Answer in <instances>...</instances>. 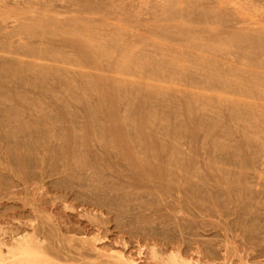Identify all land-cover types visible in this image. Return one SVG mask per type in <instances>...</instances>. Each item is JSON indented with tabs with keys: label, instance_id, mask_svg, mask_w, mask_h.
<instances>
[{
	"label": "bare ground",
	"instance_id": "1",
	"mask_svg": "<svg viewBox=\"0 0 264 264\" xmlns=\"http://www.w3.org/2000/svg\"><path fill=\"white\" fill-rule=\"evenodd\" d=\"M107 1H109V0H0V131H2L4 134V136L5 137H3L4 139H6L7 140V142H8V144H7V142L6 141H4V142H6L5 144H7V146L6 147H4L3 149L4 150H6V151H4L5 152V156H4V158H3V160H0L1 162L2 161H5L6 160V165H4L3 163H5V162H2L1 163V165L3 166V167H5L6 166V169L7 170H9V172L10 173H12V174H15L17 177H19V178H23V179H27L28 180V178L30 179V177L31 178H34V177H32L33 176V174L35 175L36 173H37V175H35V177L36 178H39V177H41V175H44V172H47L46 171V169H47V167L49 166V165H47L46 167H44V166H42L43 165V163H45L44 161H46L45 160V157L46 156H50V157H52L53 155H54V157L52 158V161H53V163H52V165H51V168H49L50 170H52V166H53V164H54V162L58 159V162H59V160L60 159H63L64 160V158H60V157H62V155L63 156H65V154L67 155L68 153H74V151H75V154H76V151L77 150H81V149H79V146H82L83 144L84 145H86L85 143H89V142H91V139H93V137H95V139H96V137L98 138H101V134L102 133H104V134H108V136L106 135V139H105V144L107 145V147H108V150L109 151H112V150H115L116 152H118V154H120L125 160H129V164L132 166V171L134 172V174H136V176H132V179H134V181L136 180L137 182V184H139V183H141V182H143V181H140V180H142V179H144V180H150V181H153V180H157V181H162V182H165V181H168L167 180V177H169V176H171L170 174L173 172L170 168H169V166H173V160H172V153H175V154H177L178 155V153L180 154V152L181 151H183L182 150V146L180 147V148H178V147H174V148H172L173 150H167L166 148H163L162 146L164 145L165 146V144H158L157 145V147L156 148H152V150H154V152L152 153V150L150 149V146H152V145H150L148 148L150 149V151H151V153H150V151H148V150H146V152L145 151H143V154H142V148H141V151H140V148L139 149H137V150H135V143L137 142L136 140L137 139H139V136H138V138L135 140V143L133 142V144L131 143V138H130V136L132 135V134H134V133H132V131H134L135 132V129H136V134H138V133H140L141 131H145L146 129V123L144 122V120L142 119V122L140 121L141 119H140V116L142 115V112H143V110H145L144 108H145V106H144V104L147 106V102L149 101L148 99H150L151 97H148L149 95H147L148 93L150 94V96H151V94L152 93H150V91L149 92H146V90L147 89H149V87L150 86H152V83L150 82V84H149V82H147V79H155L156 81L157 80H160V79H163L164 80V82H165V84H163V86L164 87H162V91H163V88L165 89V87H166V89L168 88L169 89V86L171 85V83L172 82H174L175 81V78H176V76L177 75H181L182 76V69H185V70H188V68L190 69V70H192V68L191 67H194V66H196V65H204V64H207V65H213L214 67H216L215 69H213L214 70V72L212 71L210 74L208 73V68L210 67H208L206 70L205 69H203V72H207V75H208V77L207 76H205V77H207V78H205L204 79V81H201L202 83H205L206 82V85H208L206 88L209 90H214V88H212V86H214L215 88H217L218 87V89L220 88V89H222V91L224 90V92L222 93V94H219L220 95V99L222 100L223 99V102H225V103H228V105H229V103H231V106L235 103V105H234V107L235 108H232L231 106H230V108H231V112H232V114L229 116V118L230 119H232V118H238L237 120H240V117H243V116H240V114L242 113V112H240V114H239V107H238V105L240 106L241 104L239 103L240 101H241V97L244 95V93L242 92L245 88V86H248L249 84H251V86H250V89H251V91L252 92H254V95L255 96H258L257 97V99H259V93H261L262 92V90L264 91V68H263V66H264V0H163V1H160V5H158V7H159V9H158V7H156L157 9H155V11L153 12V15H154V19L153 20H156V22L157 23H159L160 25H162V22H167L168 24H165V25H162V28H161V30H158V29H156V27H154V26H156V22H154V23H156V24H153L152 22V24L154 25L153 27H152V25H151V23H150V21L149 22H146V23H149L150 24V26L154 29L153 31H151L152 33L151 34H153L154 35V41H155V44H153L154 42L153 41H151V42H153L152 44L153 45H156L155 46V49L157 48L158 50V53H156L154 56H152L153 55V49H150V52L149 53H151L152 55L150 56V55H146V54H141L140 53V47H141V45L143 46V44L141 43V45L138 47V45L137 44H131L129 41H128V37L130 36H128V37H125V31H128L126 28L128 27L129 28V22H130V19L128 20V17H130L131 18V16L132 15H134V19L136 18V17H138V15H140L139 14V12H141V8H142V6L143 5H146L147 4V2H146V0H129V2L128 1H126V0H121V1H123V2H128V4H126V3H124L125 4V6H128L127 8H129L130 10H132L133 8H134V6H135V8H136V10L138 11V10H140L139 12H137V11H135V12H133L134 14H132L131 15V13H130V10L128 9L127 10V8H126V10L124 9V7L125 6H123V9H124V11H123V15L121 16V18H122V21H124V22H120V21H117L118 19H116V21L117 22H120V23H122L119 27H115L114 25H113V28H107L106 29V27H104L103 25L104 24H100V25H97L98 23L96 22L97 21V19L99 20V18L98 17H100L101 18V16H99L101 13H102V10L103 9H106V10H108V8H110V7H108V6H105L104 5V3H106L107 4ZM136 2V3H135ZM116 3H119V2H117V0H116ZM133 3H135V4H133ZM116 5V4H115ZM119 5H121V4H119ZM121 6V7H122ZM133 6V8L131 9V7ZM157 6V5H156ZM105 7V8H104ZM108 7V8H107ZM121 7H120V9H121ZM103 8V9H102ZM115 8V7H114ZM123 9H121V10H123ZM113 10V9H112ZM113 11H115V10H113ZM120 11V10H119ZM121 12V11H120ZM110 13V15L111 14H113V13H111V12H109ZM152 13V12H151ZM150 13V14H151ZM120 14H122V13H120ZM102 15V14H101ZM106 14H104V16H105ZM109 15V16H110ZM117 15H118V11H117ZM152 15V16H153ZM113 15H111L110 17H112ZM149 16H151V15H149ZM107 17H108V14H107ZM110 17H108V18H110ZM115 17V16H114ZM133 17V16H132ZM103 18V17H102ZM102 18H101V20H102ZM107 18V19H108ZM149 18V17H148ZM8 19H11V23H15L14 25L12 24L11 25V29H8V27L10 26L9 25V23H8ZM134 19H132L133 20V22L135 21ZM138 19V18H137ZM143 19V18H142ZM151 19H152V17H151ZM119 20H121V19H119ZM131 20V21H132ZM141 19H139V21H140ZM103 21V20H102ZM101 21V22H102ZM105 21H107V20H104V22ZM100 22V23H101ZM10 23V24H11ZM95 23V25H93ZM109 24V23H108ZM132 24V23H131ZM158 24V25H159ZM142 25V24H141ZM144 25V24H143ZM146 25V24H145ZM157 25V26H158ZM107 26V25H106ZM132 26V25H131ZM140 26V25H139ZM134 27V26H133ZM140 28V27H139ZM144 28V27H143ZM146 28H149V25L147 24V27ZM146 28L144 29V30H146ZM152 28L150 29L149 28V31L150 30H152ZM124 29H126V30H124ZM156 29V30H155ZM101 30L103 31V32H101ZM132 29H130V31H131ZM134 30V29H133ZM132 30V31H133ZM139 30H143L142 29V27H141V29H139ZM135 31V30H134ZM133 31V32H134ZM146 31H148V30H146ZM145 31V32H146ZM129 32V31H128ZM127 32V33H128ZM132 32V33H133ZM136 32V31H135ZM138 32V31H137ZM126 33V34H127ZM132 33H130V34H132ZM149 32H147V34H148ZM133 34H135V35H137V33H133ZM48 35H50V36H48ZM128 35V34H127ZM144 35V34H143ZM142 34H141V36H143ZM17 36V40H12V39H10V38H13V37H16ZM140 35L138 34V36L137 37H139ZM152 36V35H151ZM131 37V36H130ZM133 37V36H132ZM136 37V36H135ZM144 37H146V35H144L143 36V39H144ZM147 37H149V36H147ZM16 39V38H15ZM153 39V38H152ZM136 40H138L137 41V43L141 40V39H138V38H136ZM146 40V39H145ZM148 41L150 42V40L148 39ZM147 41V42H148ZM136 42V41H135ZM140 42H142V40L140 41ZM146 42V41H145ZM145 44V43H144ZM135 45H137V46H135ZM149 45L150 46H152L151 45V43L150 44H148V48H149ZM144 47V46H143ZM143 47L141 48V49H143ZM152 47H154V46H152ZM174 47H177L179 50H176L175 52H174V54H172L171 53V51L173 50H175L174 49ZM145 48H146V46H145ZM162 49V51H161V49ZM180 49H183L184 51H182V50H180ZM170 51V53L172 54V55H175V58H176V60H175V58L173 57V60H175L174 62H175V64H173L172 65V59H171V61H170V59H167V57L168 56H170V54H169V52H166V51ZM144 51V50H143ZM142 51V52H143ZM147 51V50H146ZM152 51V52H151ZM159 51H161V52H159ZM148 52V51H147ZM168 53V56L167 57H165V53ZM144 53H145V51H144ZM155 53V52H154ZM224 54H233V56H234V58H235V60H238V59H240V60H238V62H242V60L244 59H247L248 61H247V64H248V66H245V65H247V64H243L246 68H248L249 67V69L247 70L246 68L243 70V67H242V64H239L240 66H238V65H235L236 67H234V68H232L233 69V71L231 70V72H230V70H228L227 69V71H226V68L228 67H226V68H224V72H228L229 71V73H226V74H223L224 72H222L221 70L220 71H218V69L220 68V66H224L223 65V63H225V61H224V57H223V55ZM160 57H159V56ZM176 55H181V58H179L178 56H176ZM156 56H158L159 58H156ZM155 57V58H154ZM171 57V58H172ZM169 58V57H168ZM230 59V58H229ZM220 60H223L224 62H222V61H220ZM225 60H228V58L226 59V57H225ZM230 62V61H229ZM232 62V61H231ZM235 62V61H234ZM237 62V61H236ZM187 63H189L190 65H188ZM243 63V62H242ZM150 64H152V65H150ZM170 64H171V66L172 67H170ZM194 66H193V65ZM192 65V66H191ZM198 65V66H199ZM226 65H227V63H226ZM232 65H234V63L232 64ZM189 66V67H188ZM149 67V68H148ZM205 67H206V65H205ZM225 67V66H224ZM230 67V66H229ZM240 67H242V68H240ZM195 69H196V67H194ZM193 68V69H194ZM198 69H200V67H197ZM203 68V67H202ZM212 68V67H211ZM254 68H256V69H254ZM259 68H263V69H261V71H259L258 69ZM85 69H91V70H85ZM235 69V70H234ZM240 69V70H239ZM242 69V70H241ZM184 70V71H185ZM190 70H188L189 71V73H190V76H191V72H190ZM205 70V71H204ZM245 70H247V71H245ZM195 72H198L199 70H194ZM211 71V70H210ZM209 71V72H210ZM193 72V71H192ZM195 72H193L192 74H194L195 75ZM201 74H204V73H202V71H199ZM222 72V73H221ZM184 73V75H183V77H185V75H186V77L187 76H189V73L188 74H186L187 72H183ZM200 73H197V77L199 76L198 74H200ZM206 75V74H205ZM193 76V75H192ZM202 76V75H201ZM132 77H137V79L135 78H132ZM177 78H180V77H177ZM176 78V81H175V84L177 85V83L176 82H178L177 79ZM189 78H191V80L192 81H194V80H196V79H192V77H189ZM193 78H195V77H193ZM201 78V77H200ZM202 78H204V76H202ZM201 78V80H203ZM215 78H219V82H221V84L220 85H218L217 84V87H216V83H214L212 80H214ZM184 79V78H183ZM187 79V78H186ZM198 79V78H197ZM155 80H154V82H155ZM180 80H181V78H180ZM198 80H200V79H198ZM216 80V79H215ZM77 82V86H75L73 83L74 82ZM149 81V80H148ZM161 81V80H160ZM183 81H185V80H183ZM189 82H190V79L188 80ZM217 81V80H216ZM153 82V81H152ZM158 82V81H157ZM186 82H187V80H186ZM185 82V84H187ZM195 83H196V81H194ZM90 83H92L91 85H90ZM161 84H162V81L160 82ZM218 83V82H217ZM85 84H89V86H91V90L93 91V88H95L96 90H97V92H98V96H100V99H104L105 101H109V102H112L115 106L117 105V103H119V102H121V101H123V103H121V104H125V102H124V99H126V102L130 105V106H133V108H132V110H126V111H131V113H130V115L128 116L127 114V117L124 115L123 116V114L119 111V113L120 114H122V115H119L118 114V112H116L115 113V111H112V113L111 114H106V111H105V116H107V117H109V119H110V124L109 125H103V124H101L100 123V119L99 118H96L97 116H98V113H96V111L94 110L95 109V106H94V108L93 109H91V110H93V112H91V113H89V114H87L86 112L88 111V109L85 107V106H83V107H85L84 109L85 110H87L86 112H84V118H85V120L86 119H88V122H87V120L85 121L86 122V124L85 125H82V126H80V125H78L77 124V122L79 123V120H80V118H79V120L76 122V125H71L70 124V126H71V128H68L69 130H66L67 132V134L66 133H61V134H63L62 136H60L59 134H57V135H59V137L56 135L55 136V138L57 139L58 138V140L57 141H61V143H59V144H57V143H55L56 145L54 146V143L53 142H51L52 141V139L54 138L53 136L56 134V133H58V130L60 129H58V130H56L59 126L58 125H56V124H58V122L60 121V119H61V121H62V118H64V119H66L67 120V117L69 118V115L71 114V112H70V108H74V107H72L71 105H72V102H74V101H69L68 100V105H67V108L66 107H62V106H64L63 104H66V101H64V102H59L58 100L60 99L59 97H61L62 95L63 96H68L69 94L73 97L74 96V93H78V94H83V92L84 93H86L85 92V87H83ZM161 84H159V85H161ZM180 84H182V83H180ZM188 84H190V83H188ZM192 84H194V83H192ZM215 84V85H214ZM230 84V85H229ZM73 85H74V87H75V89H73L74 87H73ZM155 85H156V83H154V87H155ZM183 85V84H182ZM200 84H199V81H198V84H197V86H199ZM201 85H203V84H201ZM45 86V87H44ZM62 86H64V87H62ZM67 86L69 87V88H67ZM73 87L72 88V90L70 89V87ZM158 86V85H157ZM180 86V85H179ZM179 86H177L178 88H179ZM185 86V85H184ZM190 86V85H189ZM193 87H194V85H192ZM191 86V87H192ZM204 86V85H203ZM202 86V87H203ZM233 87V90L234 91H232V87ZM42 87V88H41ZM153 87V88H154ZM171 87V86H170ZM172 87H174V86H172ZM187 87V86H186ZM201 87V88H202ZM210 87V88H209ZM176 88V87H175ZM178 88L176 89V90H178ZM188 88V87H187ZM190 88V87H189ZM188 88V89H189ZM197 89H198V87H196ZM203 88H205V87H203ZM202 88V89H203ZM244 88V89H243ZM59 89V90H58ZM94 89V91H96ZM151 89V88H150ZM154 89H156V87L154 88ZM157 89H158V87H157ZM180 89V88H179ZM219 89V90H220ZM238 89V90H237ZM242 89V90H241ZM248 89V88H247ZM79 90V91H78ZM159 90V89H158ZM158 90H154L155 92H157ZM181 90V89H180ZM179 90V91H180ZM190 90H191V88H190ZM193 90V89H192ZM201 90V89H200ZM206 90V89H205ZM207 90V91H208ZM217 90V89H216ZM246 90V89H245ZM161 91V90H160ZM167 91H169V90H167ZM170 91H174V90H171L170 89ZM170 91L169 92H167L168 94H172V92L170 93ZM199 91V90H198ZM215 91V90H214ZM247 91V90H246ZM176 92V91H175ZM195 92H196V89H195ZM242 92V93H241ZM29 93H31L32 95H37L38 96V98L40 97H42V98H50L51 99V97L53 98V97H57L58 98V100H56V99H54L55 101H53V100H50L49 101V99H45V101H49L50 102V104H48V106L50 105V107H52V102H54L53 104H55V105H57V106H60V108H62V109H57V111L53 114L52 113V111L54 110V106L55 105H53V110H51V112L48 110L49 108H47V110L46 109H44V111L46 110L47 112H43V113H41V116H39V115H36L37 117L35 118H33L32 120H29V121H27L26 119V121L25 122H22V120H20L19 119V117L20 116H23V113H25V112H23V109H29L30 107L32 108V106L31 105H33V108L35 109V107L34 106H37V104H35L36 103V101H35V103L34 104H31L32 103V101H31V97H28L27 95L29 94ZM91 94H92V92H90ZM94 93V92H93ZM159 93V92H158ZM164 93V92H163ZM166 93V92H165ZM166 93V94H167ZM178 93H180V92H178ZM177 93V94H178ZM187 93V92H186ZM192 93V92H191ZM197 93V92H196ZM203 93H204V91H203ZM202 93V94H203ZM218 93H220L219 91H218ZM230 93H232V94H235L234 96H230ZM249 93H251V92H249ZM263 93V92H262ZM261 93V94H262ZM30 94V95H31ZM144 94L145 95H147V96H144ZM154 94V93H153ZM165 94V95H166ZM168 94H167V96H168ZM193 95H194V93H192ZM198 94H199V92H198ZM197 94V95H198ZM207 94V93H206ZM209 94H211V92L209 93ZM208 94V96L210 97V95ZM214 94V98L215 97H217V95L215 96V93H213ZM247 94V93H246ZM61 95V96H60ZM84 95H86L87 96V94H84ZM84 95L82 96V95H78V98L80 99V100H83V103H84V99H85V97H84ZM95 95V94H94ZM139 95H142V97L141 98H138L139 97ZM162 95H164V94H162ZM181 95V94H180ZM182 95H183V97H184V95L185 94H183V92H182ZM188 95V94H187ZM196 95V94H195ZM197 95H196V98H197V101H198V97H197ZM262 95H264V93L262 94ZM51 96V97H50ZM77 95H75L74 97H76ZM155 96V95H154ZM160 96V95H159ZM158 95L156 96V97H159ZM166 96V99H168L169 97H167ZM202 96V98H203V96H205V94H203V95H201ZM249 96V95H248ZM36 97V96H35ZM71 97V98H72ZM84 97V98H83ZM186 97V96H185ZM184 97V98H185ZM204 97V100H205V102L207 101V102H209V104H208V108L210 107H213V106H215V105H213V106H209V105H211L212 103H214L213 101H215V99H210V98H213V97ZM244 97H245V95H244ZM250 97H252V96H250ZM260 97H261V95H260ZM263 97V96H262ZM261 97V98H262ZM37 98V97H36ZM39 98V99H40ZM62 98V97H61ZM69 98H70V96H69ZM70 98V99H71ZM88 98H89V96H88ZM94 98V97H93ZM137 98L139 99L138 100V105H137V102H135L136 100H137ZM160 98V97H159ZM171 98H174V97H172L171 96ZM171 98H169L170 100H171ZM196 98H194L193 97V100H196ZM217 98H219V97H217ZM247 98V97H246ZM74 99H76V101H77V97L76 98H74ZM87 99V98H86ZM95 100H92V101H96V98H94ZM136 99V100H135ZM152 99H157V98H152ZM165 99V100H166ZM168 99V100H169ZM200 99H201V97H200ZM207 99V100H206ZM244 99V98H243ZM252 99V98H251ZM61 100H64V99H60V101ZM90 100V99H89ZM153 100V101H154ZM159 100V99H158ZM161 100V99H160ZM159 100V101H160ZM163 100V99H162ZM161 100V101H162ZM169 100V101H170ZM201 100H203V99H201ZM218 100V102L220 103L221 101L219 100V99H217ZM248 100V99H247ZM259 100H261V99H259ZM264 100V99H263ZM34 101V100H33ZM76 101H75V103H76ZM85 101H88V99L87 100H85ZM155 101H157V100H155ZM177 102L176 100H174V99H172V102ZM184 101H185V99H184ZM197 101H196V103H197ZM251 101H254V100H251ZM251 101L249 102V101H247L248 103L246 104V105H243L244 106V109L247 111V112H245L244 110V112H245V114H247L246 115V117L247 116H250V119L251 120H253V119H255V117L257 118V117H263L264 118V109H262V108H260V111L258 110V113H256L255 112V106H257L258 104H256V103H254V102H252L251 103ZM78 103H79V105L82 103H80L79 102V100L77 101ZM89 102V101H88ZM115 102V103H114ZM158 102V101H157ZM172 102H171V105H172ZM173 102V103H174ZM194 102V101H193ZM207 102H206V104L205 105H207ZM242 102V101H241ZM259 102V101H258ZM263 102V101H262ZM42 103V102H41ZM41 103H39L40 104V106H45V108L47 107V104H45V103H42L43 105H41ZM59 103H60V105H59ZM89 103H91V101L89 102ZM147 103V104H146ZM178 103V102H177ZM187 103V102H186ZM185 103V104H186ZM222 103V102H221ZM250 103V104H249ZM260 103V102H259ZM105 104H108L107 102H105ZM120 104V103H119ZM118 104V107L120 106L121 107V104L119 105ZM157 104V103H156ZM155 104V105H156ZM167 105V104H169L167 101L164 103V105ZM176 104V103H175ZM199 104H201L202 105V103L200 102ZM224 104V103H223ZM223 104H222V106H223ZM236 104H237V106H236ZM242 104H244V102L242 103ZM75 105H77V103L75 104ZM84 105H85V103H84ZM90 105V104H89ZM88 105V106H89ZM92 106L94 105V104H91ZM127 105V104H126ZM125 105V106H126ZM128 105V106H129ZM149 105V104H148ZM151 105V104H150ZM149 105V106H150ZM154 105V104H153ZM153 105H151V106H153ZM158 105H159V103H158ZM157 105V106H158ZM161 105H162V102H161ZM225 105V104H224ZM227 104H226V106H228ZM264 105V104H263ZM56 106V107H57ZM66 106V105H65ZM71 106V107H70ZM87 106V107H88ZM107 106V105H106ZM197 106V104H195V107ZM226 106H225V108H226ZM242 106V105H241ZM260 106H261V103H260ZM21 107H23V109L21 108ZM120 107H119V109H120ZM127 107V106H126ZM166 107V106H165ZM167 107H168V105H167ZM172 107H175V105L174 106H172ZM177 107V106H176ZM180 107V106H179ZM186 110H187V112H189V113H191V111H192V109L194 108V106H192V103L190 104H186ZM198 107V106H197ZM216 107V106H215ZM224 107V106H223ZM238 109H237V108ZM263 107V106H262ZM30 108V109H31ZM32 108V109H33ZM51 108V109H52ZM65 108H66V110L67 111H64L65 110ZM78 108V107H77ZM81 107L79 106V109H80ZM89 108V107H88ZM116 108H117V106H116ZM123 108V107H122ZM130 108V107H129ZM148 107H146V109H147ZM150 108H152V107H150ZM150 108H149V110H150ZM154 108V110H151V111H156L155 110V107H153ZM152 108V109H153ZM160 108H163L164 109V107H160ZM201 108H203V105H202V107H200V111H201ZM214 108V107H213ZM264 108V107H263ZM27 109V110H28ZM29 109V110H30ZM31 109V110H32ZM69 109V110H68ZM76 109V108H75ZM89 109V110H90ZM103 109V108H102ZM126 109V108H125ZM140 109H143V110H140ZM173 109V108H172ZM171 109V110H172ZM207 108H205V111L207 112V110H206ZM241 109H242V107H241ZM240 109V110H241ZM257 109V108H256ZM261 109H262V111H261ZM77 110V109H76ZM149 110H145V112L147 111V112H149ZM165 110V109H164ZM217 110V109H216ZM33 111V110H32ZM34 111H37V110H34ZM49 111V112H48ZM69 111V112H68ZM71 111H73V110H71ZM122 111V110H121ZM125 111V113H127ZM133 111H134V113H133ZM160 111H161V109H160ZM159 111V112H160ZM166 111L168 112V109H166ZM199 111V112H200ZM204 111V109H203V111H201L204 115L206 114V112ZM212 111H214V109H212ZM226 111V110H225ZM74 112L75 111H73V115H80V114H78V113H76V114H74ZM80 112H81V110H80ZM144 112V113H145ZM162 112H163V110H162ZM162 112H160L161 114H162ZM175 112H176V110H175ZM174 112V113H175ZM178 112V111H177ZM176 112V113H177ZM199 112H198V115H199V118L202 116H200V114H199ZM200 112V113H201ZM210 112V111H209ZM208 112V113H209ZM216 112V111H215ZM217 112H220V110H217ZM222 112V111H221ZM220 112V113H221ZM230 112V113H231ZM28 113V112H27ZM31 114H32V112H30ZM35 113H37V112H35ZM82 113V112H81ZM85 113H86V115H85ZM124 113V112H123ZM133 113V114H132ZM157 113V112H156ZM156 113H154V114H156ZM166 113V112H165ZM169 113V112H168ZM173 113V112H172ZM175 113V114H176ZM178 113H181V111L180 112H178ZM189 113H188V115H189ZM201 113V114H202ZM212 113H214V112H212ZM225 112H223V114H224ZM226 113H228V110H227V112ZM67 114V115H66ZM72 114H71V116H72ZM128 114H129V112H128ZM132 114V115H131ZM147 113H145V115H146ZM151 114V113H150ZM149 113H148V116L150 115ZM153 114V113H152ZM152 114H151V116H152ZM216 114V119H217V117H218V119H219V116H217V113H215ZM229 114V113H228ZM28 115H30V114H28ZM35 115V114H34ZM89 115V116H88ZM165 114L163 113V115L162 116H164ZM182 115V114H181ZM203 115V116H204ZM210 115H212V114H210ZM220 115V114H219ZM226 115V114H225ZM26 116V115H25ZM32 116V115H31ZM77 116V117H78ZM101 117H102V115H100ZM117 117V119L119 118L120 119V122H121V124H117V120L114 118V117ZM135 116H137V117H135ZM147 116V117H148ZM155 116H157V115H155ZM155 116L153 115V117L155 118ZM166 116H168L169 117V115H167L166 114ZM166 116H164V117H166ZM179 116V115H178ZM177 116V117H178ZM190 116V115H189ZM202 116V117H203ZM209 115L207 114V116H206V119L205 120H208V117ZM213 116V118H215L214 116V114L212 115ZM221 116V115H220ZM75 117V116H74ZM74 117H71V118H69L68 120H70V122L72 121V123H73V120L74 119H76V118H74ZM99 117V116H98ZM150 117V116H149ZM198 116L196 115V118H197ZM205 117V116H204ZM203 117V118H204ZM210 117V116H209ZM223 117H224V115H223ZM245 116H244V118H243V121H241L242 123L241 124H243V122L245 121V124H243V125H245L246 126V128L245 129H243L242 128V125H240V121H238L239 123V126L243 129V131L244 130H246V131H244L245 133H244V135H246V137H247V135L249 136V134H253L254 133V135H256L257 137L259 136V135H257L259 132H263L264 131V121H261V122H258V121H256V122H253V121H251L250 119H249V117H248V119H246L245 120V118H246ZM27 118V117H26ZM74 118V119H73ZM105 118V117H104ZM132 118V119H131ZM152 118V117H151ZM150 118V119H151ZM153 118V121L154 120H156V119H154ZM160 118H161V116H160ZM181 117H179V119H180ZM199 118H198V120H199ZM202 118V119H203ZM221 118H222V116H221ZM221 118L219 119V120H221ZM229 118H227L228 119V121H229ZM101 119H103V118H101ZM127 119H129L130 120V122L132 123H128V121L126 122V120ZM139 119V120H138ZM162 119H163V117H162ZM161 119V120H162ZM182 119V118H181ZM217 119V120H218ZM223 119L224 118H222V120H221V122L223 121ZM242 119V118H241ZM261 119V118H260ZM57 121V123H56V121ZM59 120V121H58ZM149 120V119H148ZM174 120V119H173ZM178 120V119H177ZM183 120V119H182ZM181 120V121H182ZM191 120V119H190ZM205 120H203L204 122H205ZM255 120H257V119H255ZM254 120V121H255ZM55 121V122H54ZM139 121H140V123H139ZM152 120H150V122H151ZM170 121H172V120H170ZM180 121V122H181ZM201 121V118H200V120H199V122L197 121H195L196 122V126H199V124L201 123L200 122ZM203 121H202V123H203ZM209 121V120H208ZM208 121H206L207 122V126L205 127V129H207V132H209L210 133V131L215 127V123L214 124H211V125H209L208 124ZM211 121V120H210ZM215 121V120H214ZM228 121L226 120L225 122H227L226 124H227V128H228ZM233 121H236V120H233ZM231 122V121H229V122H231L230 123V125H233V123L234 122ZM251 121V122H250ZM69 122V123H70ZM74 122H75V120H74ZM119 122V121H118ZM159 122H161V121H159ZM166 122V121H165ZM164 121L162 122V123H165ZM175 124H177V126H175L176 128H178L179 130L182 128V126H181V128H179V124H181V123H183L184 122V120L181 122V123H176V121H173ZM177 122H179V121H177ZM206 122H205V124H206ZM216 122V121H215ZM20 123H22V124H25V125H20V126H18ZM56 123V124H55ZM127 123L128 124H130V126H132L133 125V128H134V130H131L130 131V129L129 130H127L126 129V126L125 125H127ZM153 123V122H152ZM152 123H150L152 126H153V128L151 129V130H153L154 129V123L152 124ZM162 123H160L161 125H162V127L164 128H166V125L167 124H170L169 122H167V124L165 125V126H163V124ZM211 123H213V120H212V122ZM254 123H258V125L260 126V130L259 131H254L253 132V130L255 129V130H257L256 129V127L255 126H253V127H255V128H253V130H252V128H251V130H250V127L248 128V126H249V124H252V125H254ZM60 124H62V122L60 123ZM65 124V123H64ZM81 124V123H80ZM173 124V123H172ZM175 124H173V125H175ZM217 124H220L219 122H217L216 123V125ZM225 124V125H226ZM236 124V123H235ZM237 124V125H238ZM36 125V126H35ZM172 125V126H173ZM184 125V124H183ZM194 125H195V123H194ZM224 125V126H225ZM252 125H250V126H252ZM257 125V124H256ZM62 126V125H61ZM87 126H90L92 129H87ZM98 126V127H97ZM160 126V125H159ZM158 126V127H159ZM168 126L170 127V125H167V133H165V134H168ZM171 126V127H172ZM234 126V125H233ZM158 127H157V129H158ZM162 127L160 126V128L158 129L159 131H160V129H161V131H160V138L159 139H164V138H162L161 137V132L163 131L162 130ZM200 127H202V125L200 124ZM204 127H202V128H204ZM225 127V128H226ZM232 127V126H231ZM235 127V126H234ZM129 128V127H128ZM186 127H184V129H185ZM224 128V129H225ZM225 129V130H222L223 132L224 131H227V130H230V129ZM235 128H238V127H235ZM62 129H63V126H62ZM156 129V130H157ZM173 129H174V126H173ZM177 129V130H178ZM183 129V128H182ZM187 129V128H186ZM204 129V130H205ZM221 129V128H220ZM157 130V131H158ZM175 130V129H174ZM178 130V131H179ZM198 130H199V128H198ZM203 129H200V132L202 131ZM215 130V129H214ZM217 130H219V128H217ZM235 130V129H234ZM239 131H240V129H238ZM57 131V132H56ZM62 131V130H61ZM77 131L79 132V131H82V134H77ZM164 131H165V129H164ZM176 131V130H175ZM175 131H173L172 133L174 134V133H176ZM181 131V130H180ZM179 131V132H180ZM185 131V130H184ZM237 131V130H236ZM235 131V132H236ZM238 131V133H240ZM60 132V131H59ZM146 132H148L149 133V131H147L146 130ZM176 133L177 134V136H176V134H175V138L176 137H178V135L180 136V134L181 135H183L182 133ZM182 132V131H181ZM221 132V131H220ZM220 132H218V133H220ZM231 132V135H232V131H230ZM76 133V134H75ZM81 133V132H80ZM155 133H159V132H155ZM184 133V132H183ZM226 133V132H225ZM227 135L226 136H231V135H229L230 133H229V131H227ZM131 134V135H130ZM162 134H163V132H162ZM172 134V135H173ZM195 134H197V133H195ZM202 133H200V134H198V136L199 135H201ZM204 134V133H203ZM202 134V135H203ZM221 134V133H220ZM220 134H218V136H216L217 138L218 137H224L225 136V134H222L223 136H220ZM241 134H242V130H241ZM241 134H239L240 136H242ZM260 134V133H259ZM130 135V136H129ZM150 135V134H149ZM205 135H206V133H205ZM210 135V134H209ZM212 135V134H211ZM254 135H251V136H253V137H251V136H249V137H247L248 139H250V142H252L251 141V138L254 140V139H256L257 137L256 136H254ZM165 136V135H164ZM196 136V135H195ZM224 137V138H226L227 139V137ZM234 136V135H233ZM131 137H133V135L131 136ZM135 137V136H134ZM133 137V138H134ZM137 137V136H136ZM135 137V138H136ZM148 137H151V136H148ZM158 137V136H157ZM170 137V136H169ZM180 137H182L181 138V141L183 140V136H180ZM190 137V136H189ZM203 137V136H202ZM209 136H207V137H205V138H208ZM251 137V138H250ZM256 137V138H255ZM2 138V139H3ZM27 138V139H26ZM73 138H74V141H73ZM78 138H80V139H78ZM97 139V140H100V139ZM134 138V139H135ZM166 138V137H165ZM174 138V137H173ZM173 138L171 139V137H170V139H171V141H176V140H173ZM188 138V137H187ZM205 138H204V140H205ZM230 138V141H233L234 140V138H232L233 140H231V137H229ZM260 138H262V141H264L263 139V137L261 136ZM43 140V142L45 143V144H42L41 143V141ZM89 139H90V141H89ZM158 139V140H159ZM186 139V138H185ZM185 139H184V142H185ZM199 139V141L202 139V138H198ZM214 139H215V137H214ZM236 139V138H235ZM258 140H260L259 138H257ZM256 139V140H257ZM1 140V139H0ZM157 140V141H158ZM162 140H161V142H162ZM167 140V139H166ZM179 140V139H178ZM187 140V139H186ZM203 140V141H204ZM245 140V139H244ZM256 140H254L253 142L254 143H256ZM139 141V140H138ZM156 141V140H155ZM168 141V140H167ZM199 141H197V142H199ZM208 141V140H207ZM206 141V142H207ZM216 141V140H215ZM220 141V140H219ZM237 141V140H236ZM236 141H234L235 143H236ZM246 141H248V140H246ZM262 141H260V143H261V145L262 146H264V142L262 143ZM176 142H179V141H176ZM183 142V141H182ZM183 142V143H184ZM195 142V141H194ZM196 142V143H197ZM206 142L205 143H201V144H206ZM222 142V141H221ZM220 142V143H221ZM223 142H226L225 140L223 141ZM222 142V143H223ZM228 142H229V140H228ZM227 142V143H228ZM249 142V141H248ZM249 142V143H250ZM0 143H2L1 141H0ZM97 143V142H96ZM96 143H94V144H96ZM183 143H179V144H183ZM186 143H188L187 141H186ZM185 143V144H186ZM217 143V142H216ZM227 143H225L224 145H225V148H223V149H225V151L228 153L229 151H227L229 148H230V146H229V148L228 149H226L227 148ZM230 143V142H229ZM238 143V142H237ZM73 144H74V146L75 147H77V148H75L74 146H73ZM98 144V143H97ZM140 144H141V142H140ZM151 144V143H150ZM173 144V143H172ZM172 144H170V146L172 145ZM194 144V143H193ZM198 144V143H197ZM214 144V143H213ZM227 144V145H226ZM239 144V143H238ZM243 144V143H242ZM246 144H247V142H246ZM253 143H251V145H252ZM259 144V142H257V147H256V150L257 149H259L257 152H258V154L261 152V150L260 149H264V147L263 148H260V147H262V146H260V145H258ZM83 145V146H84ZM91 145V144H90ZM142 145V144H141ZM166 145H167V143H166ZM174 145H175V143H174ZM184 145V144H183ZM200 145V144H199ZM216 145H218V147H220L219 146V143L218 144H216ZM231 145V144H230ZM235 145H237V144H233L232 143V146H235ZM240 145V144H239ZM253 145H255V144H253ZM9 146V147H8ZM54 148H53V147ZM56 146H58L57 148H55ZM144 146V145H143ZM177 146H179V145H177ZM202 146V145H201ZM208 146V145H207ZM206 145H205V147H207ZM211 146V145H210ZM231 146V148H232V151H233V147ZM246 147L247 146H249V147H247L249 150L251 149V146L250 145H245ZM95 147H99V146H95ZM147 147V146H146ZM152 147H154V146H152ZM165 147H167V146H165ZM204 147V148H205ZM214 147V146H213ZM217 146H216V149L218 148ZM221 147H222V144H221ZM219 148L220 150L219 151H221L222 150V148ZM237 147L238 146H236V147H234V148H236V149H234V151H236L237 150ZM83 148V147H82ZM88 148V147H87ZM91 148V147H90ZM97 148L95 149V150H93V151H95L96 152V150H97ZM137 148V147H136ZM171 148V147H170ZM187 148H189V147H187ZM199 148V147H198ZM203 147H202V149H204ZM230 148V149H231ZM241 148V147H240ZM247 148L246 149H244L245 150V153H244V156H242V154H240L238 151V155H239V157L241 156V159L239 158V157H237V158H239L242 162V164H246V167L247 166H250V165H252L253 163H255V160H254V162H252V158H254V157H256L255 155L257 154V152H255L253 149V151L252 150H250L251 152V158H250V156L249 155H247V153H249L248 151H247ZM77 149V150H76ZM93 149H94V147H93ZM102 149V148H101ZM100 149V150H101ZM104 149V148H103ZM111 149V150H110ZM179 149V150H178ZM213 149V148H212ZM238 149H239V147H238ZM242 149V148H241ZM83 150H85L84 148H83ZM80 151V152H77V154H81V153H83V152H86V151ZM88 150V149H87ZM99 150V149H98ZM181 150V151H180ZM188 150V149H187ZM192 150V149H191ZM201 150V148L200 149H198V151H196V153L198 152L199 153V151ZM205 150V149H204ZM243 150V149H242ZM90 151V150H89ZM103 151V150H102ZM135 151H140L141 152V154L140 155H137V156H135V154H137L138 152H136L135 153ZM165 151H166V153H165ZM169 151H170V155H169ZM174 151V152H173ZM189 151V150H188ZM203 151V150H202ZM224 151V150H223ZM223 151H221V152H218V156H219V154L221 153L222 154V152ZM247 151V152H246ZM139 152V153H140ZM193 152V151H192ZM204 152V151H203ZM207 152H208V150H207ZM264 152V151H263ZM262 152V153H263ZM55 153V154H54ZM87 153H89L88 151H87ZM101 153V152H100ZM105 153V152H104ZM107 153V152H106ZM196 153H194V154H196ZM201 153V152H200ZM199 153V154H200ZM213 153H215V151L213 152ZM227 153H225V155H227ZM234 153V152H233ZM243 153V152H242ZM249 153V154H250ZM40 154H42V155H45L44 156V158L42 159L41 157H40ZM75 154H72V155H75ZM98 154H99V152H98ZM103 154V152L101 153V155ZM110 154H111V152H110ZM202 155H203V153H201ZM200 154V155H201ZM216 155H217V153H215ZM223 154H224V152H223ZM222 154V155H223ZM229 154V153H228ZM231 154H232V152H231ZM236 154V153H235ZM234 154V156H236ZM261 154V153H260ZM259 154V156H260V160H262L261 158H262V155H260ZM70 155V154H69ZM87 155V154H86ZM91 155V154H90ZM89 154H88V156H90ZM100 155V154H99ZM105 155V154H104ZM177 155L175 156L176 157V160L178 159V161H179V159H180V156L177 158ZM181 155V154H180ZM208 155V154H207ZM214 155V154H213ZM212 155V156H213ZM215 155V156H216ZM222 155H220V156H222ZM225 155H223V156H225ZM254 155V156H253ZM30 156H31V158H30ZM35 158V160L34 159H32L33 157ZM82 158L80 159V157H77L78 159H79V161H80V163L82 164V166L81 167H83V168H85L86 166H88V163H89V157H86L87 158V160H86V158H85V156H82V154L80 155ZM217 156V157H218ZM230 156V155H229ZM232 156V155H231ZM231 156L229 157L230 158V160L231 159H234V158H236V157H234V158H231ZM258 155H257V162H259V157ZM70 157V156H69ZM75 157H76V155H75ZM75 157H73L72 159H74ZM92 157V156H91ZM174 157V158H175ZM181 157H182V155H181ZM186 157V156H185ZM196 157H197V155H196ZM196 157H194L193 158V155H190V157L189 158H186V160H185V162L183 163V165H182V167L184 166V171H186L187 172V175H188V173L190 174V173H192L193 171H194V169H195V171L196 172H198L197 171V169L199 168V167H197L198 165H196V162L195 161H197V160H195V158ZM200 157V156H199ZM202 157H204V155L202 156ZM216 157V158H217ZM227 157H228V155H227ZM47 159H49L48 157H46ZM60 158V159H59ZM214 159H215V157H213ZM222 159H225L226 158V156L223 158V157H221ZM237 158H236V160H237ZM76 159V158H75ZM105 159H108V158H105ZM119 159V160H118ZM122 159V158H121ZM205 159L206 160H208L207 158H206V155H205ZM204 159V160H205ZM219 159V158H218ZM228 159V158H227ZM226 159V160H227ZM252 159V160H251ZM51 160V159H50ZM49 160V161H50ZM63 160H61V161H63ZM91 160H93V162H94V158H92ZM113 160H114V158H113ZM117 160L118 161H120V158H117ZM201 161H203V158L202 159H200ZM210 160V159H209ZM220 160V159H219ZM229 160V159H228ZM78 161V160H77ZM76 161V162H77ZM87 161H88V163H87ZM103 161H105L104 159H103ZM107 161H110V160H107ZM117 161V162H118ZM121 161H123V159L121 160ZM120 161V165L121 166H123L122 165V162ZM217 161V165H219L218 163H221V162H219L218 160H215L214 162H216ZM222 161V160H221ZM224 161V160H223ZM223 161H222V166H223ZM232 161V160H231ZM263 161H264V159H263ZM48 162V161H47ZM46 162V163H47ZM69 162V161H68ZM125 162V161H124ZM174 162H175V160H174ZM180 162H181V160H180ZM204 162V161H203ZM203 162H202V165H203ZM207 162V161H206ZM205 162V163H206ZM213 162V163H214ZM226 162V161H225ZM234 162V164H235V161H233ZM239 162V161H238ZM238 162H236V163H238ZM256 162V164H259L261 167H259L260 168V170L261 169H263L264 170V168H263V166H264V164H263V166L261 165L262 163H264V162H262V163H257ZM46 163H45V165H46ZM50 163V162H49ZM60 163V162H59ZM62 164L64 163V161L63 162H61ZM105 163V162H104ZM107 163V162H106ZM110 163V162H109ZM179 163V162H178ZM177 163V170H178V167L179 166H181L180 164H178ZM182 163V162H181ZM229 163V161H227L226 162V164H228ZM231 163V162H230ZM229 163V164H230ZM240 163V164H241ZM55 164H58V163H55ZM54 164V165H55ZM75 164V162H73V165ZM78 164V163H77ZM97 163H96V160H95V164H94V166L96 165ZM111 164H112V162H111ZM110 164V165H111ZM124 164H126V163H124ZM228 164V165H229ZM234 164H233V167H235L234 166ZM240 164H238V165H240ZM255 164V165H256ZM58 165H60V164H58ZM64 165V164H63ZM72 165V164H71ZM72 165V166H73ZM83 165H86L85 167L83 166ZM90 166H91V161H90V164H89ZM92 165H93V163H92ZM113 165V164H112ZM111 165V166H112ZM119 165V166H120ZM210 165V164H209ZM216 165V166H217ZM231 165V164H230ZM254 165V164H253ZM258 165V166H259ZM60 166H62V165H60ZM72 166H70V167H72ZM75 166V165H74ZM94 166H91V167H94ZM125 166V165H124ZM171 166V167H172ZM205 166V165H204ZM207 166V168H208V165H206ZM215 166V167H216ZM3 167L1 168V169H3ZM69 167V166H68ZM89 167V166H88ZM87 167V168H88ZM90 167V169L92 170V169H94V168H91ZM115 167V166H114ZM210 167V166H209ZM218 167V166H217ZM226 167H228L226 170L228 171V169H230L229 167L230 166H225V167H223V168H226ZM237 168V170H238V168H240V167H238V166H236ZM33 168H37V169H39V171L37 172L35 169H33ZM59 168H61V167H56V168H54V169H59ZM98 168H101V170L100 169H98L99 170V173L100 174H102V175H104L103 173H101V172H104V171H102V167H98ZM123 168V167H122ZM125 168L127 169L128 167L127 166H125ZM173 168V167H172ZM205 169H207L206 167H204ZM203 168V169H204ZM220 168H221V166H220ZM219 167H218V169H220ZM250 168V167H249ZM258 168V169H259ZM0 169V170H1ZM31 169H33L32 171H31ZM80 169L82 170V168H80L79 167V172H81L82 173V171H80ZM95 169H97V168H95ZM232 169V168H231ZM248 169V168H247ZM252 169H254L253 167H252ZM68 170H69V168H68ZM86 170V169H85ZM84 170V171H85ZM105 170V169H104ZM124 170V169H123ZM129 170V169H128ZM221 170V169H220ZM220 170H218L219 172H220ZM225 170V172H227ZM234 170V169H233ZM250 169H248L247 171H249ZM255 170L256 171H260V170H257L256 169V167H255ZM2 172H4L3 170H1ZM60 170H58V172H59ZM67 170H65V172H66ZM77 171V172H76ZM76 171H74V173L76 172V173H78L79 174V172H78V169L76 170ZM97 171V170H96ZM101 171V172H100ZM126 171V170H125ZM168 171H170L171 173H168ZM183 171V172H184ZM195 171H194V175H193V178H194V176H195ZM207 171H208V169H207ZM206 170H205V172H207ZM239 171H240V169H239ZM246 171V170H245ZM246 171V172H247ZM250 171H252V170H250ZM62 172H63V170H62ZM59 173V174H61V176L60 177H58V179H59V186H60V184H61V187L64 185V186H66L65 184H66V181H67V177H68V175L66 176V174L64 175V177L62 176V174L63 173ZM90 172V171H89ZM105 172L106 173H108L106 170H105ZM175 172V171H174ZM211 172V171H210ZM221 172H222V170H221ZM230 172H231V170H230ZM234 171H232V174H234V173H236V172H234ZM253 172H255V171H253ZM73 173V172H72ZM73 173V174H74ZM75 173V174H76ZM80 173V174H81ZM83 173H85V172H83ZM105 173V174H106ZM180 173V172H179ZM201 173H204V171L203 172H201ZM201 173L200 174H198V175H201ZM238 173V172H237ZM236 173V174H237ZM240 173V172H239ZM257 173H259V174H261V173H263V172H257ZM1 174V173H0ZM72 174V175H73ZM78 174H76V175H78ZM97 174V173H96ZM110 174V173H109ZM108 174V175H109ZM129 174V173H128ZM172 174H174V175H177V174H175V173H172ZM205 174V173H204ZM209 174V173H208ZM223 174H224V171H223ZM223 174H222V177H224L225 176V174H224V176H223ZM227 174V173H226ZM236 174H234V175H236ZM248 174H250V173H247V174H245V176L247 177V175ZM254 174H256V173H254ZM22 175V176H21ZM72 175H70V176H72ZM84 175V174H83ZM86 175V174H85ZM88 175H90L91 177H93V175L92 174H88ZM95 175V174H94ZM99 175V174H98ZM173 175V176H174ZM198 175H196L195 176V178L197 179L196 181H199L198 180ZM203 175V174H202ZM201 175V176H202ZM258 175V174H257ZM29 176V177H28ZM82 175H80V177H81ZM200 176V179H201V181H202V177ZM205 176V175H204ZM233 176V175H232ZM237 177H238V175H236ZM245 176H244V178H245ZM249 176V175H248ZM261 176L263 177V174H261ZM261 176H259V178L261 177ZM73 177V179L72 180H74L75 179V177L76 176H72ZM84 177H89V176H84ZM83 177V178H84ZM91 177H89L90 179H92ZM104 177V176H103ZM184 177H186V175L185 176H183V179H184ZM229 177V176H228ZM253 177V176H252ZM252 177H250V183H251V181H253V179H252ZM78 178V177H77ZM76 178V181L78 180ZM82 178V179H83ZM106 178H107V174H106ZM176 178H178V177H176ZM192 178V179H193ZM203 178H206V176L205 177H203ZM225 178V177H224ZM224 178H223V180H224ZM227 178V177H226ZM233 178H235L234 180H236V179H238V178H236L235 176L234 177H232L231 179L233 180ZM254 178V177H253ZM257 178V176H255V179ZM264 178V177H263ZM9 179H11V178H9V176L8 175H3V174H1L0 175V182H3V184L5 185V183L7 182V181H9ZM45 179V178H44ZM69 179V178H68ZM95 179H97V175H96V177L95 178H93L92 180H95ZM98 181L100 182V179H102V176L101 177H99L98 176ZM115 179V178H114ZM174 179V178H173ZM229 179V178H228ZM227 179V180H228ZM242 179V178H241ZM240 179V180H241ZM252 179V180H251ZM27 180H25V182H27ZM37 180V179H36ZM70 180H71V177H70ZM103 181H106L107 179H102ZM110 179H108V181H106V182H104V183H107V182H110L109 181ZM175 180H180V179H175ZM175 180H173V182L175 181ZM188 180H190V179H188ZM194 181H195V179H193ZM207 180V179H206ZM206 180H204L203 179V181L205 182ZM261 180V179H260ZM58 181V180H57ZM96 182H97V180H95ZM102 181V182H103ZM112 181H114V180H112ZM170 181H171V179H170ZM203 181H202V183H203ZM216 181V180H215ZM246 179H245V182L244 183H246ZM248 181H249V178H248ZM255 181V180H254ZM253 181V182H254ZM264 181V180H263ZM53 181H51L50 183H52ZM68 182H69V180H68ZM71 182V181H70ZM73 182V181H72ZM75 182V181H74ZM73 182V183H74ZM82 182V181H81ZM102 182H100V183H102ZM177 182V181H176ZM175 182V183H176ZM193 181H191L190 183H192ZM200 182V181H199ZM209 182V181H208ZM208 182H207V184H206V186L208 185ZM225 182H226V179H225ZM238 180H236V183H233L232 181L230 182V181H228V183H233V184H237L238 185ZM252 182V183H253ZM37 183H39V181L38 182H36V184ZM56 183V182H55ZM76 183V182H75ZM73 184V186L74 185H76V184ZM78 183V182H77ZM135 183V182H134ZM188 184H187V186L186 187H188V188H190V187H192L193 186V188H195L194 190H193V192L197 189V187L199 186V184H201V183H199L198 184V186H196V187H194L195 186V184L194 185H192L193 183H195V182H193L192 184H189V182H187ZM221 183H223V182H221ZM250 183H249V185H250ZM261 183V182H260ZM46 184V183H45ZM79 184H80V181H79ZM78 184V185H79ZM117 184V183H116ZM115 184V185H116ZM120 184V183H119ZM118 184V186H120ZM183 184V183H182ZM181 184V185H182ZM197 184V183H196ZM217 184V183H216ZM223 184H226V183H223ZM229 184V186H230V188L231 189H233L232 188V186H233V184H232V186ZM38 185V184H37ZM36 185V186H37ZM53 185H54V183H53ZM57 185V186H58ZM71 185H72V183H71ZM83 185V184H82ZM90 185V184H89ZM100 185V184H99ZM121 185H123V183L121 184ZM164 185H165V183H164ZM188 185H192V186H188ZM220 185V184H219ZM237 185H234V188H235V186H237ZM2 186V185H1ZM42 186V185H41ZM41 186H40V188H41ZM44 186H46V185H44ZM55 186V185H54ZM67 186H69L68 184H67ZM80 186H81V184H80ZM93 186V185H92ZM112 185H110V186H104V187H106V188H108V187H111ZM118 186H116V187H118ZM124 186V185H123ZM121 187V188H126V187ZM161 186H163V184H161ZM177 186V185H176ZM203 190H206L205 188H204V186H205V184L203 183ZM201 186V187H202ZM225 186V185H224ZM243 186H247V185H243ZM70 187V186H69ZM90 187H91V185H90ZM96 187H98V186H96ZM100 187H101V185H100ZM100 187H98V188H96V189H98V190H100L101 188ZM158 187H160V185L158 186ZM166 187H169V185L167 184L166 185ZM174 187V186H173ZM200 187V191L202 190V188ZM238 188H239V186H237ZM237 187H236V189H237ZM254 187V186H253ZM258 187V186H257ZM260 187V186H259ZM40 188L38 189V190H40ZM45 188V187H44ZM44 188H41V190L42 189H44ZM55 188V187H54ZM60 188V187H59ZM59 188H58V190H59ZM66 188H68V187H66ZM71 188V187H70ZM73 188V187H72ZM74 188H75V186H74ZM77 188H78V186H77ZM80 188V187H79ZM92 188V187H91ZM91 188H89V189H91ZM120 188V187H119ZM119 188H117V189H113V190H116L115 192H117L118 191V189ZM162 188H164V187H162ZM171 188V187H170ZM181 188V187H180ZM193 188H191V189H193ZM209 188H211V189H213L212 187H209ZM250 188V187H249ZM248 187L246 188V192H247V190L249 189ZM96 189H94V187L91 189V190H96ZM109 189V191L111 190L110 188H108ZM129 189V188H128ZM127 189V191H129ZM164 189H166L167 190V188H164ZM173 189V188H172ZM171 189V190H172ZM210 189V190H211ZM215 190L217 189V188H214ZM228 189H229V187H228ZM235 189V190H236ZM244 189V188H243ZM253 189V188H252ZM260 189V188H259ZM258 189V190H259ZM47 190V189H46ZM49 190V189H48ZM65 190V189H64ZM90 190V191H91ZM104 190H105V188H104ZM103 190V191H104ZM113 190H112V192H113ZM121 190V189H120ZM141 190V189H140ZM170 190V189H169ZM171 190H170V192H171ZM186 190V192L188 193V192H190V191H192V190H187V189H185ZM185 190H183V192H185ZM209 190V191H210ZM215 190H211L212 192H211V198H212V196H219L221 193H222V195H224L223 193L224 192H222V191H220L221 190V188H219V191H218V189L215 191ZM223 190V189H222ZM234 190V189H233ZM233 190H232V192L231 193H234L233 192ZM234 190V191H235ZM255 190V189H254ZM45 191V190H44ZM55 191H57V190H55ZM55 191H53V192H55ZM60 191V190H59ZM58 191V192H59ZM70 191H71V189H70ZM75 191H78V190H75ZM74 191V192H75ZM101 191H102V189H101ZM125 191H126V189H125ZM138 191V190H137ZM136 191V192H137ZM146 191V190H145ZM182 191V190H181ZM208 191V190H207ZM214 191H215V194L216 195H213L212 193H214ZM226 191V190H225ZM230 191V190H229ZM244 191V190H243ZM51 192V191H50ZM62 192V191H61ZM72 192V191H71ZM73 192V193H74ZM89 192V191H88ZM92 192V191H91ZM95 192H97V191H95ZM98 192H100V191H98ZM106 192V191H105ZM119 192V191H118ZM121 192H122V190H121ZM124 192V191H123ZM140 192V191H139ZM144 192V191H143ZM143 192H142V194H143ZM149 192V191H148ZM147 192V193H148ZM196 192H197V190H196ZM216 192H218V193H216ZM221 192V193H220ZM237 192H239V190L237 189V191H236V193ZM249 193L251 192V193H253V192H255V191H251V190H249L248 191ZM247 192V193H248ZM260 192V191H259ZM46 193H47V191H46ZM48 193H49V191H48ZM56 193V192H55ZM54 193V194H55ZM76 193V192H75ZM83 193H84V191H83ZM86 193V197H91V196H87L88 195V193L87 192H85ZM93 193V192H92ZM91 193V194H92ZM103 193V192H102ZM136 194L134 191H132V194ZM146 192H144V194H145ZM146 193V194H147ZM152 193V192H151ZM173 193V192H172ZM203 193V195L205 196V195H209V193L207 192V194H206V192L204 193L203 191H201V194ZM261 194L260 195H262V192H260ZM81 193H79L78 195H80ZM97 194V193H96ZM99 195H101L100 193H98ZM109 194V193H108ZM141 194V195H142ZM152 194H154V197H155V195L157 194V193H152ZM190 194H192L193 196H194V194H196V193H190ZM190 194H188L189 196H190ZM198 194H200V193H198L197 192V197L198 198H201L202 200L204 199L203 197V195H201L200 197L198 196ZM225 194H226V192H225ZM239 194V193H238ZM259 194V193H258ZM257 194V198H258V195ZM76 195V194H75ZM82 195V194H81ZM80 195V196H81ZM90 195V194H89ZM94 195V194H93ZM99 195H98V197L96 196V199L98 198L99 199ZM105 195V194H104ZM114 195V194H113ZM113 195H112V197H113ZM120 195H122V194H120ZM126 195H130L128 192H127V194ZM137 195H139V193L137 194ZM137 195H135V197L137 196ZM207 195V196H208ZM221 195V196H222ZM236 195V194H235ZM264 195V194H263ZM263 195H262V197H263ZM58 196H60V195H58ZM70 196V195H69ZM71 196H74L73 194L71 195ZM85 196V195H84ZM83 196V197H84ZM107 196V195H106ZM106 196H103V198L104 197H106ZM109 196H111V194L109 195ZM114 196H118V194L117 195H114ZM147 196H149V194L147 195ZM161 196H163V195H161ZM205 197V201L203 200V202H206L207 203V200H206V198H208V197ZM221 196H219L218 198H220ZM227 196V195H226ZM237 196V195H236ZM235 196V199H234V201H236V197ZM245 196H250V199H253V198H251V197H256L255 196V194L253 193V195H251V194H244V198H246ZM76 197V196H75ZM82 197V196H81ZM80 197V198H81ZM130 197V196H129ZM132 197V196H131ZM133 198V200H135V199H140L139 197H137V198ZM143 197V196H142ZM152 197H153V195H152ZM153 197V198H154ZM158 197H160V195L158 196ZM164 198H166L165 197V195L163 196ZM162 197V198H163ZM191 197V196H190ZM209 197H210V195H209ZM223 197H225V196H223ZM243 197V196H242ZM63 198H67V197H64L63 196ZM95 198V197H94ZM101 198H102V196L100 197V200H101ZM111 198V197H110ZM114 198V197H113ZM112 198V199H113ZM116 198H118V197H115V199ZM119 198H120V196H119ZM118 198V199H119ZM124 198H125V195H124ZM144 198H146V197H144ZM150 198V197H149ZM183 198V197H182ZM193 199H195L194 197H192ZM192 198H191V200H192ZM198 198H196V201H197V199ZM217 198V199H218ZM226 198V197H225ZM225 198H223L224 199V202H223V199L221 200L222 202H223V204L224 203H226L225 201H227L228 200V198H227V200H225ZM260 198H261V196L258 198L259 199V201H260ZM82 199V198H81ZM84 199H85V197H84ZM87 199V198H86ZM85 199V200H86ZM91 199V198H90ZM111 199V200H112ZM118 199H116V200H118ZM131 198H129V201H131L130 200ZM137 199V200H138ZM156 199V198H155ZM158 199V198H157ZM160 199H161V197H160ZM200 199V200H201ZM210 198H208V200H209ZM214 201L213 202H215V199L214 198H212ZM212 199L210 200L211 202H212ZM241 199H243V198H241ZM246 199H248V198H246ZM263 199V198H262ZM84 200V201H85ZM94 199H92V201H93ZM99 200V201H100ZM103 200V199H102ZM105 200V199H104ZM109 201V203L110 204H112V202H114V199H113V201L112 202H110V199H108ZM121 200H125V202L128 200H126V198L125 199H123V196H122V198H121ZM137 200H135L136 201V203H137ZM141 200V199H140ZM143 200V199H142ZM159 200V199H158ZM163 200H166L167 201V199H163ZM184 200H186V199H184ZM189 200H190V198H189ZM202 200L201 201H199V205H200V202H202ZM219 200V199H218ZM217 200V201H218ZM219 200V201H220ZM254 200H257V199H254ZM81 201H83V200H81ZM95 201H98V200H95ZM99 201H98V203H99ZM106 201V200H105ZM129 201H128V203H129ZM139 201V200H138ZM160 201H162V200H160ZM159 201V202H160ZM209 201V202H210ZM219 202V205H220V207H222V208H224L223 206H221V203L222 202ZM244 201V200H243ZM250 201V200H249ZM249 201H246V203H247V206L249 207V208H246V209H248L247 211H244V210H246L245 209V207H247V206H244V210L242 209V211H244V212H241L242 214H241V218H242V222L244 221V219H243V215H245L246 213L248 214V212H249V210H250V208L251 207H253L254 205L253 204H255V206H257L258 205V203H260V202H258V200H257V204H256V201H255V203L253 202V204L251 203H249ZM252 201V200H251ZM65 202H67V201H65ZM80 202V201H79ZM91 202V201H90ZM90 202L88 203V204H90ZM117 202H119V201H117ZM124 202V203H125ZM134 202V201H133ZM144 202H146V200L144 201L143 200V203ZM148 202V201H147ZM156 202H158V201H156ZM156 202L154 201V203L156 204ZM191 202V201H190ZM195 202V201H194ZM208 202V203H209ZM211 202H210V204H211ZM229 202H231V201H228V204H229ZM263 202V201H262ZM81 203V202H80ZM95 204H97L96 202H94ZM103 203H105V202H103ZM103 203H101V204H103ZM109 203H105V204H103V205H106V204H109ZM115 204H116V202H114ZM119 203H122V201L121 202H119ZM127 202H126V204H124V205H127L128 204ZM132 203V202H131ZM131 203L130 204H128L127 206H128V208L130 209V211H131V209L133 208V206H131V207H129V205H131ZM135 203V202H134ZM133 203V204H134ZM148 203H152V204H154L153 202H148ZM164 203H165V201H164ZM184 203V202H183ZM198 203V202H197ZM216 203V202H215ZM218 203V202H217ZM238 203H240V202H238ZM242 203V202H241ZM243 203H245V201L243 202ZM264 203V202H263ZM65 205L67 204V203H64ZM72 204V203H71ZM91 204H93L92 202H91ZM90 204V205H91ZM95 204H93V205H95ZM114 204V205H115ZM132 204V205H133ZM140 203H138V204H136V206L135 207H138L137 205H139ZM145 204H147V203H145ZM151 204V205H152ZM159 203H157L156 205H158ZM163 204V203H162ZM202 204H205V203H201V205L200 206H202L204 209L208 206V204H207V206L206 205H202ZM222 204V205H223ZM232 204V203H231ZM248 204H250V206L248 205ZM64 205V206H65ZM79 204H77L76 206H78ZM113 205V206H114ZM121 205V204H120ZM124 205L122 204V206L124 207ZM143 205V204H142ZM160 205V204H159ZM186 205V204H185ZM184 205V206H185ZM190 205V204H189ZM193 205H195V204H193ZM199 205H198V207H199ZM242 204H240V208L242 207L241 206ZM245 205V204H244ZM101 206V205H100ZM107 207H110V205L108 206V205H106ZM112 206V205H111ZM121 206V207H122ZM141 206V205H140ZM139 206V207H140ZM155 206V205H154ZM165 206H166V204H165ZM164 206V207H165ZM206 206V207H205ZM224 206H226V205H224ZM259 206H262V205H260L259 204ZM67 207H71V205H66L65 206V208H67ZM92 207V206H91ZM99 206H97L96 208L97 209H99L98 208ZM106 207V208H107ZM116 207H118V208H114V207H110V208H114L115 210H117V209H120L119 208V205H116ZM135 207L132 209V214L134 215V210L135 211H137L138 213H140V212H142V211H140L141 209L142 210H146V208L145 209H143L142 207L140 208V210H136L135 209ZM148 207V206H147ZM157 207V206H156ZM161 207H162V205H161ZM170 207H171V205H170ZM220 207H218L217 206V209L218 208H220ZM227 207V206H226ZM225 207V208H226ZM228 207H230V206H228ZM72 208V207H71ZM82 208V207H81ZM84 208H85V206H84ZM87 208H89V206L87 207ZM103 208V207H102ZM128 208H127V211H128ZM155 208V207H154ZM175 209H177L176 207H174ZM179 208V207H178ZM184 208H187V207H184ZM191 205H190V211L192 212V213H194V210H191ZM209 208V210H207V212L209 211L210 212V208L211 207H208ZM208 208H206V209H208ZM221 208V209H222ZM225 208H224V210H225ZM240 208H237L238 210H240ZM258 208H260L259 210H261L262 209V207H258L257 206V208L256 207H254L253 209L254 210H256L257 211V209ZM70 209V208H69ZM73 209V208H72ZM71 209V210H72ZM123 209V208H122ZM149 208H147V210H148ZM152 209V208H151ZM182 209V208H181ZM194 209V208H193ZM221 209H219V210H221ZM228 209V208H227ZM14 210V209H13ZM80 210H82V209H80ZM90 210H91V208H90ZM106 211L108 210V209H105ZM121 210V209H120ZM161 211V208L159 209V208H157V211H155V212H160ZM162 210H163V208H162ZM166 210H167V208H166ZM170 210V209H169ZM174 210V209H173ZM185 210V209H184ZM187 210H188V208H187ZM186 210V211H187ZM211 210H213V209H211ZM238 210L236 211V213L238 212ZM251 210H252V208H251ZM251 210H250V212H251ZM264 210V209H263ZM16 210H14V212H15ZM73 211V210H72ZM79 211V210H78ZM97 211H99V210H97ZM97 211H95V212H97ZM105 211V212H106ZM108 211H110V210H108ZM112 211H114L113 209L110 211V213L112 212ZM122 212L123 211H125V209L124 210H121ZM121 211H116V216L118 215V213H120ZM140 211V212H139ZM149 211V210H148ZM197 211V210H196ZM234 211V210H233ZM17 212V211H16ZM35 212H37V211H35ZM39 212V211H38ZM38 212H37V214H38ZM84 212V211H83ZM82 212V215L83 214H85V213H83ZM85 212H86V210H85ZM91 212H92V210H91ZM118 212V213H117ZM126 212V211H125ZM131 212L129 213V214H131ZM136 212V213H137ZM143 212H145V211H143ZM143 212H142V214H143ZM153 213H154V210L152 211ZM151 212V213H152ZM179 212H180V210H179ZM188 212V211H187ZM200 212V211H199ZM212 212V211H211ZM223 212H225V211H223ZM249 212V213H250ZM257 212H259V211H257ZM262 212V211H261ZM13 213V212H12ZM108 213V212H107ZM106 213V214H107ZM109 213V214H110ZM138 213H137V215H138ZM178 213V212H177ZM191 213V214H192ZM226 213V212H225ZM229 213V211H227V213L226 214H228ZM263 213V212H262ZM19 214V213H18ZM78 214H81L80 212L78 213ZM86 214H89V213H86ZM85 214V215H86ZM93 214V213H92ZM95 215H96V213H94ZM97 214H98V212H97ZM99 214H100V212H99ZM112 214V213H111ZM121 214V213H120ZM131 214V215H132ZM142 214L140 215V216H142ZM184 214V213H183ZM196 215L198 214V213H195ZM201 214H203V213H201ZM206 214V213H205ZM221 214V213H220ZM225 214V215H226ZM232 214H234L233 212H232ZM246 214V215H247ZM255 214V213H254ZM257 214H259V213H257ZM1 215V214H0ZM8 215H10V214H8ZM13 215V214H12ZM11 215V216H12ZM84 215V216H85ZM102 214H100V216H101ZM104 215V214H103ZM103 215H102V217H103ZM115 215H114V218H115ZM123 215V214H122ZM121 215V217L120 216H118L119 218H121V219H123L124 217L126 218V216H122ZM130 215V216H131ZM136 215V214H135ZM144 215V214H143ZM174 215V214H173ZM178 216L177 217H179V214H177ZM199 215V214H198ZM207 215H210V213L209 214H206V215H204V216H207ZM211 215H213V214H211ZM223 216H224V213L222 214ZM15 216V215H14ZM13 216V217H14ZM19 216V215H18ZM89 216H90V214H89ZM88 216V217H89ZM105 216V215H104ZM113 216V215H112ZM129 216V215H128ZM139 216V215H138ZM137 216V217H138ZM149 216V215H148ZM153 217V215L152 214H150V217ZM175 216H176V213H175ZM182 216V215H181ZM184 216V215H183ZM186 216V215H185ZM199 216H203V215H199ZM248 216H249V214H248ZM247 216V217H248ZM254 216H256V217H254ZM252 215V217H253V220L255 221V223H258V221L260 220H264V219H261V216H257L256 214L255 215ZM263 216H264V214H263ZM4 217H5V215H4ZM3 216H2V218H4ZM86 217V216H85ZM150 217H145L144 216V218L145 219H151ZM155 217V216H154ZM171 217H173V218H177V217H174V216H171ZM187 217V216H186ZM193 218H194V216H192ZM196 217V216H195ZM198 217V216H197ZM225 217V216H224ZM237 217H238V215H237ZM239 217H240V214H239ZM246 217V216H245ZM244 217V218H245ZM246 217V218H247ZM19 218V217H18ZM97 218V217H96ZM111 218V217H110ZM119 218H118V220H119ZM141 219L143 218V217H140ZM172 218V220L173 221H175L174 219ZM185 218V217H184ZM189 218V220H190V217H187V219ZM209 218V217H208ZM249 218V217H248ZM264 218V217H263ZM1 219V218H0ZM11 219V218H10ZM20 219H21V216H20ZM22 219H23V217H22ZM56 219H58V218H56ZM89 219V218H88ZM87 219V220H88ZM94 219V218H93ZM93 219H91L92 220V222H93ZM99 219V218H98ZM102 219V218H101ZM100 219V220H101ZM107 219H109V218H107ZM116 219H117V217H116ZM134 219V218H133ZM132 219V220H133ZM139 219V218H138ZM160 219V218H159ZM159 219H158V221H159ZM178 219V221L181 219V217L180 218H177ZM201 219V218H200ZM203 219V218H202ZM210 219V218H209ZM218 219H219V217H218ZM226 219V218H225ZM3 220V219H2ZM2 220H0L1 222H3ZM24 220V219H23ZM22 220V221H23ZM59 220V219H58ZM90 220V219H89ZM106 220V219H105ZM132 220H130V223H132ZM160 220H163V219H160ZM165 220V219H164ZM163 220V221H164ZM169 220H171L170 218H169ZM169 220L167 221V219H166V221L167 222H169ZM204 220H205V218H204ZM211 220H213V219H211ZM211 220H209V222L211 221ZM237 220V219H236ZM239 220V221H240ZM247 220H249V219H247ZM247 220L245 219V221H246V223H248L247 222ZM256 220H257V222H256ZM18 221H20V220H18ZM94 221H96V223H95V225H96V227H95V225H94V227L97 229V223H99L97 220H94ZM102 221V220H101ZM116 221V220H115ZM125 221V220H124ZM123 221V222H124ZM127 221V220H126ZM134 221H136L135 219H134ZM154 221V220H153ZM156 221H157V219H156ZM162 221V222H163ZM177 221V220H176ZM194 221H196V219H194ZM203 221V220H202ZM202 221H199V224L200 225H205V223H202ZM206 221V220H205ZM214 221H216L215 219H214ZM214 221H212V222H214ZM238 221V220H237ZM240 221V222H241ZM254 221H252V225L253 224H255L254 223ZM4 222H6V221H4ZM9 222H10V220H9ZM91 222V221H90ZM121 221H119L118 223H120ZM123 222H122V224H123ZM137 222V221H136ZM138 222L140 223V221L138 220ZM137 222V223H138ZM171 222V221H170ZM197 223H198V221H196ZM195 222V223H196ZM202 224H201V223ZM234 222H235V217H234ZM239 222V223H240ZM241 222V223H242ZM8 223V222H7ZM12 223V222H11ZM27 223V222H26ZM41 223V222H40ZM62 223V222H61ZM102 223H104V221L102 222ZM156 223H158V222H155V224ZM166 223V222H165ZM191 223V222H190ZM216 223H219V222H217L216 221ZM240 223V224H241ZM246 223H244V225L242 226V227H244L245 226V224ZM1 224V223H0ZM15 224V223H14ZM29 224V223H28ZM107 224V223H106ZM116 224H117V221H116ZM115 224V225H116ZM142 224V223H141ZM154 224V222H153V225H155ZM159 224V223H158ZM176 224V223H175ZM187 224V223H186ZM185 224V226H188V224L186 225ZM207 224V223H206ZM219 224H221V223H219ZM235 224H238V222H235ZM259 224H262V223H258L257 225H259ZM16 225V224H15ZM33 225H34V223H33ZM33 225H32V227H33ZM66 225V224H65ZM100 225V224H99ZM126 225H128L127 223H126ZM147 225H150L149 223H147ZM160 225H162L161 223H160ZM164 225V224H163ZM163 225H162V227H163ZM182 225V223H180V226ZM252 225H250L251 227H253ZM12 226V225H11ZM18 226V225H17ZM42 226V225H41ZM41 226H39L40 228H41ZM59 226H60V224H59ZM61 226H63L62 224H61ZM86 226H90V225H86ZM106 226V225H105ZM117 226V225H116ZM120 226V225H119ZM123 226H125V224L123 225ZM145 226H146V224H145ZM145 226H139V228L141 227H145ZM157 226V225H156ZM170 226H173V225H171L170 224ZM175 226V225H174ZM173 226V227H174ZM179 226V227H180ZM240 226V225H239ZM260 226H263V225H260ZM260 226H257V229H258V227H260ZM3 227V226H2ZM9 227V226H8ZM15 227L16 226H14V229H15ZM19 227V226H18ZM31 227V226H30ZM37 227H38V225H37ZM38 227V228H39ZM44 227H46V226H44ZM69 226H67V228H68ZM149 227V226H148ZM148 227H146V228H148ZM151 227V226H150ZM195 227V226H194ZM193 226L191 227L192 229L194 228ZM199 227H202V226H199ZM198 227V228H199ZM251 227H249V228H251ZM9 228H12V227H9ZM8 228V229H9ZM38 228H34L33 230H31V231H27L26 229H22V227H20V228H17L15 231H13L14 232V234L13 233H11V236H9L11 239V241H7V240H5L3 237H2V235H4V234H2L1 235V238H0V264H57V262H55L54 260H53V257H55V256H53L52 257V255H57V257H59V253L58 252H62V254H65V262H68V264H73V262H72V260L73 261H77V264H146V260H142V257H136V256H134L133 254H131V253H126V252H124V251H121V250H112V249H110V248H108V250H111L110 252H109V254H107V253H105V252H103V251H100V250H102L100 247H99V245L97 244V241H99V240H101L102 239V236H101V234H100V231H99V233H97V232H95V230H94V235L92 236V234L90 235V236H92L91 238H89V237H87V235L86 234H84L83 233V235H86L85 237H83V238H75V237H69V247H71V249L68 247V245L65 243V245H63V243H62V245L60 246V248H57L56 249V251H54V247L56 246V242L57 241H55V239H53V243L51 242L52 241V237L54 238V234L53 233H50L49 235H47L49 232H45L44 231V229H41L40 230V228H39V230H37ZM62 228V227H61ZM60 228V229H61ZM66 228V229H67ZM70 228V227H69ZM84 228V227H83ZM86 228V227H85ZM91 228V227H90ZM89 228V229H90ZM93 228V227H92ZM91 228V229H92ZM99 228V227H98ZM100 228H101V226H100ZM106 228H108V227H106ZM160 227H158V231L160 230L159 229ZM174 228H177V226L176 227H174ZM186 228V227H185ZM191 228H188V229H191ZM239 228V227H238ZM246 228L247 227H245V230H246ZM253 228H255V227H253ZM253 228L252 229H250V230H252V232L251 233H253V231L255 230L257 233L258 232H260L261 231V233H263V234H261V235H263V237H261L260 238V236L258 237L256 234L257 233H253L254 234V237H257L258 239L257 240H262L263 239V241H264V227H262V229L261 228H259L260 229V231H257L256 230V228L253 230ZM0 229L2 230V229H4V227L3 228H1L0 227ZM63 229V228H62ZM65 229V230H66ZM102 229V228H101ZM145 228H143V230H144ZM151 229H152V227H151ZM163 228H161V231H166L167 229H163ZM171 229H173L172 227H171ZM171 229H168V231L167 232H169V230H171ZM178 229V228H177ZM180 229H181V227H180ZM183 229V228H182ZM181 229V230H182ZM0 230V231H1ZM5 230V229H4ZM10 230V229H9ZM8 230V231H9ZM12 230H13V228H12ZM45 230H46V228H45ZM52 230H53V232H55L54 231V229L52 228ZM81 231H82V229H80ZM80 230H78V232H80ZM84 230V229H83ZM97 230H99V229H97ZM103 230V229H102ZM108 230V229H107ZM124 230V229H123ZM138 230V229H137ZM146 230H148V229H146ZM145 230V231H146ZM150 230V229H149ZM148 230V231H149ZM156 230V229H155ZM180 230V231H181ZM193 230H195V228L193 229ZM244 230V231H245ZM47 231V230H46ZM67 231H68V229H67ZM89 231H91V230H89ZM89 231H87V234H88V232ZM93 231V230H92ZM105 230H103L102 231V233L104 232ZM139 231H140V229H139ZM144 231V232H145ZM151 231H153V230H151ZM157 231V232H158ZM175 231V230H174ZM176 231H178V233L177 232H173V234H178L179 235V229L178 230H176ZM184 231H185V229H184ZM184 231L182 232L181 231V235H183V233H184ZM254 231V232H255ZM3 232V231H2ZM5 232V231H4ZM63 232V231H62ZM70 232H71V230H70ZM77 232V231H76ZM83 232V231H82ZM124 232H125V230H124ZM142 232V231H141ZM144 232L142 233V235L141 236H143V234H144ZM166 232V233H167ZM171 232V231H170ZM186 232V231H185ZM237 232V231H236ZM240 231H238V233H239ZM247 233L248 232H250L249 231V229L246 231ZM6 233H7V235L6 236H8L9 235V232H7L6 231ZM90 233V232H89ZM106 233V232H105ZM127 233V232H126ZM129 233V232H128ZM134 233H135V231H134ZM139 232L137 231V235H139L138 234ZM146 233V232H145ZM150 233V232H149ZM148 233V234H149ZM152 233V232H151ZM166 233H162V232H159V236H160V234H166ZM186 233H188V231L186 232ZM190 233V232H189ZM188 233V234H189ZM246 233V234H247ZM250 233V234H251ZM13 234V235H12ZM80 234H81V232H80ZM104 234V233H103ZM102 234V235H103ZM155 234H157L156 233V231H155ZM154 233H153V235H155ZM172 233H170L169 235H171ZM191 234V233H190ZM260 234V233H259ZM75 235V234H74ZM78 237L80 236H83V235H78V234H76ZM123 235V234H122ZM152 235V237H154ZM167 235V234H166ZM177 235V236H178ZM181 235H179L180 236V239H184V237L186 236H184V237H182L181 238ZM194 235V234H193ZM239 235V234H238ZM252 235V234H251ZM256 235V236H255ZM5 236V237H6ZM64 236V235H63ZM149 236V235H148ZM147 236V233H146V236H145V238L146 237H148ZM156 236V235H155ZM161 236H163V235H161ZM176 236V235H175ZM175 236L174 235H172V237H174V240H175ZM176 236V237H177ZM178 236V237H179ZM247 236V235H246ZM64 237H66V236H64ZM167 237V236H166ZM251 237V236H250ZM249 237V238H250ZM141 238V237H140ZM144 238V237H143ZM155 238V237H154ZM160 238V237H159ZM169 238V237H168ZM8 239V238H7ZM142 239V238H141ZM148 239H149V237H148ZM163 239V241L165 240V238H162ZM186 239H187V237L184 239L185 240V242H187L186 241ZM191 239H193V238H191ZM190 239V241H192ZM240 239H241V237H240ZM246 239L247 240H250V239H248L247 237H246ZM253 239H255L256 240V238H253ZM143 240V239H142ZM167 240V239H166ZM194 240H196V239H194ZM47 241V243H45ZM51 243H50V242ZM136 241L138 242L137 244H138V246H139V252H137V253H139L138 255L139 256H141L143 253H144V251H145V249H144V247H146V245L148 246L147 248H148V250H146V251H148L147 253H149V258H152L154 261H155V264H157V262H158V264H209V259L207 258L205 261L204 260H202V259H204L205 257L202 255H200V254H202V251H200V249H199V245L201 244V241H200V243H199V245L197 244V247H194V249H192V251L191 252H189V251H187L185 248H187V247H183V249H182V247L181 246H183V244L181 245V241L179 240V239H177V240H175L174 242H176V243H171V245L170 246H167L166 248H163L162 247V251H163V249H164V252L165 253H160L159 251H158V249H156V243H158V242H153V243H151V242H146V241H141V240H139V239H136ZM190 241L189 242H187V243H190ZM237 241V240H236ZM240 241V240H239ZM243 241V240H242ZM241 241V242H242ZM260 241H258L259 243H261ZM59 242V241H58ZM126 241H124V243H125ZM168 242H169V240H168ZM202 242H204V241H202ZM206 242V241H205ZM212 241H210V242H208L209 244L211 243ZM240 242V243H241ZM147 243V244H146ZM162 243V242H161ZM160 243V244H161ZM165 243V242H164ZM170 243V242H169ZM208 243L207 244H203V245H205V247H204V249H207V252L209 253H211V249H213L211 246V248L209 247V249H208V247H206L207 245H208ZM240 243H238V244H240ZM243 243V242H242ZM85 244H90L91 246H92V248L94 249V250H97V254H96V256L94 257V259H92V261H90V260H88L89 262H87V261H85V258H84V253L86 252V251H84L83 249L85 248V246H87V245H85ZM102 244V243H101ZM159 244V243H158ZM196 244V243H195ZM235 244H237V242L235 243ZM105 245H107V244H105ZM163 245V244H162ZM161 245V246H162ZM185 245H187V244H185ZM227 245V244H226ZM256 245H257V243H256ZM102 246V245H101ZM158 246V245H157ZM161 246H158V247H160V249H161ZM188 246V245H187ZM192 246H193V244H192ZM213 246V245H212ZM58 247V246H57ZM107 247V246H106ZM165 247V246H164ZM227 246H225V248H226ZM237 247V246H236ZM65 249V250H64ZM144 249V250H143ZM185 249V250H184ZM187 249H190L191 250V248H189V246H188V248ZM228 249V247L226 248V250ZM203 250V249H202ZM84 251V252H83ZM213 251H214V249H213ZM213 251H212V253H213ZM256 252H257V250H255ZM69 252V253H68ZM193 252V253H192ZM199 253V255L201 256V257H196L195 255H194V253ZM204 252H206V251H204ZM215 252V251H214ZM224 252H225V250H224ZM259 252V251H258ZM74 255H73V254ZM260 253H264V251H260ZM204 254V253H203ZM214 254V253H213ZM212 254V255H213ZM216 254V253H215ZM249 254V253H248ZM71 255H73V256H71ZM144 255H146L145 253H144ZM210 255V254H209ZM211 255V256H212ZM254 255V254H253ZM262 255H264V254H262ZM207 257H208V255H206ZM214 256V255H213ZM57 257H55L56 259H57ZM148 257V256H147ZM225 257V256H224ZM252 257V256H251ZM251 257H249L250 259H247L245 262H244V264H252V263H250L251 261H252V259H251ZM257 257V256H256ZM255 257V258H256ZM143 258H145V257H143ZM60 259H64V257H61V255H60ZM152 259H148V260H152ZM141 261V262H139V261ZM152 260V261H153ZM215 260V259H214ZM257 260V259H256ZM56 261H58V260H56ZM143 261V262H142ZM154 261H153V264H154ZM150 262H147V264H149ZM219 263V262H218ZM210 264H216L215 262L213 263V262H210ZM221 264V263H220Z\"/></svg>",
	"mask_w": 264,
	"mask_h": 264
},
{
	"label": "rangeland",
	"instance_id": "2",
	"mask_svg": "<svg viewBox=\"0 0 264 264\" xmlns=\"http://www.w3.org/2000/svg\"><path fill=\"white\" fill-rule=\"evenodd\" d=\"M126 1H128L129 2V0H126ZM160 1H163V0H160ZM160 1L159 0H146V2H147V4L146 5H143L142 6V8H141V12H139L140 10H136V8H135V6H134V8H133V6L131 7V9L132 10H130L129 8H127L128 6H125V4L124 3H126V2H123V1H121V0H117V2H119V3H116V0H109V1H107V4L106 3H104V5L105 6H108V7H110V8H108V10H106V9H103L102 10V15L100 14L99 16H101V18H102V20H101V18L100 17H98L99 18V20L97 19V25H100V24H104L103 26L104 27H106V29L107 28H113V25L115 26V27H119L122 23H120V22H124V21H122V18H121V16L124 14L123 13V11H124V9L126 10V8H127V10L129 9L130 10V13L133 11V12H135V11H137V12H139V14L140 15H138V17H136L135 19H134V15H132V14H134L133 12L131 13V15L133 16H131V18L130 17H128V20L130 19V22H129V28L127 27L126 29L129 31H125V37H128L129 35L131 36H129L127 39H128V41L131 43V44H137L138 45V47L141 45V43L143 44V46L141 45V47H140V53L141 54H146V55H152L151 53H149L150 52V49H153L152 51H153V55L152 56H154L156 53H158V49L156 48L155 49V46L156 45H153V44H155V39H154V35L153 34H151L152 32L151 31H153L154 29L152 28L154 25L153 24H156L157 22H156V20H153L154 18V15H153V12L155 11V9H157L156 7H158V5H160ZM128 2L126 3V4H128ZM136 3V2H135ZM135 3H133V4H135ZM116 4V5H115ZM119 4H121V5H119ZM124 4V5H123ZM125 6L124 7V9H123V6ZM157 5V6H156ZM122 6V7H121ZM115 7V8H114ZM120 7H121V9H123V10H121L120 9ZM160 7V6H159ZM159 7H158V9H159ZM105 8V7H104ZM115 10V11H113V10ZM157 9V10H158ZM121 12H120V11ZM135 10V11H134ZM117 11H118V15H117ZM109 12H111V13H113V14H111V15H113L112 17H110L111 15H110V13ZM125 12V11H124ZM152 12V13H151ZM120 13H122V14H120ZM151 13V14H150ZM104 14H106L105 16H104ZM107 14H108V17H110V18H108L107 17ZM110 15V16H109ZM149 15H151V16H149ZM153 15V16H152ZM115 16V17H114ZM149 17V18H148ZM151 17H152V19H151ZM108 18V19H107ZM138 18V19H137ZM143 18V19H142ZM116 19H118L117 21H120V22H117L116 21ZM119 19H121V20H119ZM132 19H134L135 21L133 22V20ZM139 19H141L140 21H139ZM9 21H8V23H9V27H8V29H11V25L13 24V23H11L12 21H11V19H8ZM104 20H107V21H105L104 22ZM132 20V21H131ZM102 21V22H101ZM150 21V23H151V25H152V27L150 26V24L149 23H146V22H149ZM156 22V23H154V22ZM101 22V23H100ZM11 23V24H10ZM109 23V24H108ZM132 23V24H131ZM15 24V23H14ZM13 24V25H14ZM142 24V25H141ZM144 24V25H143ZM146 24V25H145ZM147 24L149 25V28L151 29L152 28V30H150L149 31V28H146L147 27ZM159 23H157L156 24V26H154V27H156V29H158V30H161V28H162V25H165V24H168L167 22H162V25H158ZM93 25H95V23L93 24ZM107 25V26H106ZM132 25V26H131ZM140 25V26H139ZM158 25V26H157ZM101 26V25H100ZM134 26V27H133ZM102 27V26H101ZM140 27V28H139ZM141 27H142V29L143 30H139V29H141ZM144 27V28H143ZM161 27V28H160ZM146 28V30H148V31H146V30H144ZM126 29H124V30H126ZM130 29H134L133 31L131 30L130 31ZM155 29V30H156ZM138 31V32H137ZM146 31V32H145ZM101 32H103L102 30H101ZM128 32V33H127ZM137 33V35H135V34H133V33ZM147 32H149L148 34H147ZM128 35H127V34ZM130 33H132V34H130ZM138 34L140 35L139 37H137L138 36ZM141 34L143 35H146V37H144V39H143V36H141ZM152 35V36H151ZM48 36H50V35H48ZM133 36V37H132ZM136 36V37H135ZM147 36H149V37H147ZM16 38V39H15ZM136 38H138V39H141L142 40V42H138L137 43V41L138 40H136ZM153 38V39H152ZM10 39H12V40H17L18 38H17V36L16 37H13V38H10ZM146 39V40H145ZM148 39L150 40V42L148 41ZM136 41V42H135ZM146 41V42H145ZM148 41V42H147ZM151 41H153V42H151ZM145 43V44H144ZM151 43V45L152 46H154V47H152V46H150L149 45V48H148V44H150ZM153 43V44H152ZM137 45H135V46H137ZM145 46H146V48H145ZM143 47V49H141ZM161 49V48H160ZM174 51L172 50H170L171 51V53L172 54H174V52L176 51V50H179L177 47H174ZM145 51V53H144V51ZM148 52H147V51ZM180 50H182V51H184L183 49H180ZM143 51V52H142ZM151 51V52H152ZM161 51H162V49H161ZM161 51H159V52H161ZM170 51L168 50V51H166V52H169V54H170V56H168V53H165V57H167V59H170V61H171V59H172V65L173 64H175V62L177 61L176 60V58H175V55H172L171 53H170ZM155 52V53H154ZM167 55V56H166ZM175 58V60H173V57ZM159 56V55H158ZM158 56H156V58H159ZM176 56H178L179 58H181V55L179 56V55H176ZM172 57V58H171ZM223 57H224V61H225V63H223V65L225 66H220V68L218 69V71H220L221 69L223 70H221L222 72H224V68H226L227 66V68H226V71H227V69L228 70H230V72H231V70L233 71V69L232 68H234V67H236L235 65H238V66H240L239 64H242V67H243V70L246 68L245 66H248V64H247V59H243L242 60V62L240 61V62H238V60H240V59H238V60H235V58H234V56H233V54H224L223 55ZM225 57H226V59L228 58V60H225ZM155 58V57H154ZM230 58V59H229ZM175 61V62H174ZM220 61H222V62H224L223 60H220ZM230 61V62H229ZM232 61V62H231ZM235 61V62H234ZM237 61V62H236ZM226 63H227V65H226ZM234 63V65H232ZM247 64V65H245V64ZM188 65H190L189 63H187ZM245 66H244V65ZM150 65H152V64H150ZM193 65V64H192ZM191 65V66H192ZM199 65V64H198ZM196 65V66H194V67H196V69L194 68V67H191L192 68V70H190L189 68H188V70H190V72H191V76H190V73H189V71L188 70H185V69H182V76L181 75H177L176 76V78L177 77H180L181 78V80H180V78H177L178 80V82H176L177 83V85L175 84V81H176V78H175V81L174 82H172L171 83V87L169 86V89L167 88L166 89V87H165V89L163 88V91H162V87H164L166 84H165V82H164V80L163 79H160L161 81H162V84L160 83L161 81L160 80H155V79H147V82H149V84H150V82L152 83V86H150L149 87V89H147L146 90V92H149L150 91V93H152L151 94V96H150V94L148 93L147 95H149L148 97H151L150 99H148L149 101L147 102L149 105L151 104V105H153V106H149L147 103V106L144 104V106H145V110H149V108L150 107H155V110L156 111H151V110H154V108L152 109V108H150V110H149V112H145V110H143V109H140V110H143V112H142V115L140 116V121L142 122V119L144 120V122L146 123V130L147 131H149V133L148 132H146V130L145 131H141L140 133H138V134H136L137 132H136V129H135V132L134 131H132V133H134V134H132L133 135V137L135 136H137L135 139L133 138V137H131L130 135V138L132 139L131 140V143L133 144V142L135 143V140L138 138V136H139V139H137L136 141V145H135V150H137V149H139L140 148V151H141V148H142V154H143V151H145L146 152V150H148V151H150V149L152 150V148H156L157 147V145L158 144H165V146H167V147H165L163 144V148H166L167 150H173L172 148H174V147H178V148H180L181 146V148H182V150L183 151H181L180 152V154L182 155V157H181V155L178 153V155L177 154H175V153H170V151H169V155L171 154L172 155V162H173V168L171 167V166H169V168L173 171L172 173H175V174H177V175H174V174H172L170 171H168V173H171L170 175L171 176H169V177H167V180L170 178L171 179V181H170V179L168 180V181H165V182H162V181H157V180H153V181H150V180H144V179H142V180H140V181H143V182H141V183H139V184H137L138 182L135 180L134 181V179H132V176L134 175V176H136V174H134V172L132 171V166L129 164V160H125L120 154H118V152H116L115 150H112V151H109L108 150V147H107V145L104 143L105 142V139H106V135L108 136V134H104V133H102L101 134V138H99L100 140H97L98 138L96 137V139H95V137H93V139H91V142H89V143H85L86 145H82V146H79V149H81V150H77L78 148L77 147H75L74 146V144H73V146L75 147V148H77L76 150V154H75V151H74V153H68L67 155L65 154V156H63L62 155V157H60V158H64V160L63 159H60L59 160V162H58V159L54 162V164L55 163H58V164H60V165H62V166H60V165H58V164H53V166H52V170H50L49 168H51V165H52V163H53V161H52V158L54 157V155L52 156V157H50V156H46V157H48L49 159H47L46 157H45V160L46 161H44L45 163H46V165H45V163H43V165L42 166H44V167H46L47 165H49L48 167H47V169H46V171L47 172H44V175H41V177H39V178H36L35 177V175H37V173L34 175L33 174V176L32 177H34V178H31L30 177V179L28 178V180L27 179H23V178H19V177H17L15 174H12V173H10L9 172V170H7L6 169V166L5 167H3L2 165H1V163L2 162H5V163H3L4 165H6V160L5 161H0V167L2 168L3 167V169H1V170H3L4 172H2L1 170H0V173L1 174H5V175H8L9 176V178H11V179H9V181H7L6 183H5V185L3 184V182H0V220H2L3 222H1L0 221V227L1 228H3L4 227V229H0L1 231H0V238H1V235L2 234H4V235H2V237L5 239V240H7V241H11L10 239V237L9 236H11V233H13L14 234V232L13 231H15L17 228H20V227H22V229H28L27 231H31V230H33L34 228H38L39 226H41V228H40V230L41 229H44V231L45 232H49L47 235H49L50 233H53L54 234V238L52 237V243H53V239H55V241H57L56 242V246L54 247V251H56V249L57 248H60V246L62 245V243H63V245H65V243L68 245V247H69V237H75V238H83V237H85L86 235H87V237H89V238H91L93 235H94V230H95V232H97V233H99V231H100V234H101V236H102V239L101 240H99V241H97V244L99 245V247L102 249V250H100V251H103V252H105V253H107V254H109V252L111 251V250H108V248H110V249H112V250H121V251H124V252H126V253H131V254H133L134 256H136V257H145V258H143L142 257V260L144 261V260H146L145 262H146V264H147V262H150L149 264H153V259L152 258H149V253H147L148 251H146V250H148V246L146 245V247H144V249H145V251H144V253L146 254V255H144V253L141 255V256H139L138 254L139 253H137V252H139V246H138V242L136 241V239H139V240H141V241H146V242H151V243H153V242H158V243H156V249H158V251L160 252V253H165L164 252V249H163V251H162V247L163 248H166L167 246H170L171 245V243H176V242H174L175 240H177V239H179L180 241H181V245L183 244V246H181L182 247V249H183V247H187L188 248V246H189V248H191V250L190 249H187V248H185L187 251H189V252H191L192 251V249H194V247H197V244L199 245V243H200V241H201V244L199 245V249H200V251H202V254H200L201 256L203 255L205 258L204 259H202V260H206L207 258L209 259L208 261H209V264H210V262H215L216 264H244V262L247 260V259H250L249 257H251V259H252V261L250 262V263H252V264H264V255H262V254H264V253H260V251L262 252V251H264V241H263V239L260 241V240H257L258 238L257 237H254V234L255 233H257L254 229L256 228V230L257 231H260V229L259 228H261L262 229V227H264V220H259L258 221V223L260 222V223H262V224H259V225H257L258 223H255V221L253 220V217H252V215L254 216L255 214L257 215V216H261V219H264L263 217V214H264V170L263 169H261L260 170V168L259 167H261L259 164H256V162H257V155L259 156V154L260 155H262V160H260V156L258 157L259 158V162H257V163H262V162H264L263 161V159H264V149H260L261 150V152L258 154V150L259 149H257L256 150V145H257V142H259V144L258 145H260V146H262L261 145V143H260V141H262V138H260L261 136L264 138V131L263 132H259L257 135H259L258 137L256 136V135H254V133L252 134H249V136H251V135H254V136H256L257 138H259L260 140H258L256 137V139H254V140H256V143H254L253 141V139L251 138V137H253V136H251L250 138H251V141L252 142H250V139H248L247 137H249L248 135H247V137H246V135H244V131H246V130H244L243 131V129H245L246 128V124H245V121L243 122V124H245V125H243V124H241L242 122L241 121H243V118H244V116L246 117V115L247 114H245V112H247L245 109H244V106L243 105H246L248 102L247 101H251V100H254V101H251V103L252 102H254V103H256V104H258L257 106H255V112L256 113H258V110L260 111V108H262V109H264L263 107H264V95H262L263 93H264V91L262 90V94L261 93H259L260 95H261V97H260V95H259V99H261V100H259V99H257V97L258 96H255L254 95V92H252L251 91V89H250V86H251V84H249L248 86H245L244 88L247 90H245L244 88V90L242 91L243 93H244V95H245V97H244V95L241 97V101L239 102L241 105L239 106L238 105V107H239V114H240V112H242L241 114H240V116H243V117H240V120H237L236 118H232V119H230L229 118V116L232 114V112L230 111L231 110V108H230V106H231V103H229V105H228V103H225V102H223V99L221 100L220 99V95L219 94H222L223 92H224V90L222 91V89H218V87H217V84L218 85H220L221 84V82H219V78H215L214 80H212L214 83H216V87L217 88H215L214 86H212V88H214V90L212 89V90H208L206 87L208 86V85H206V82L205 83H202L201 81H204V79L205 78H207L208 77V75H207V72L205 71L209 66V68H208V73L210 74L212 71L214 72V70L213 69H215L216 67H214L213 65L211 66V65H207V64H204V65ZM205 65H206V67H205ZM230 66V67H229ZM170 67H172L171 66V64H170ZM197 67H200V69H198ZM203 67V68H202ZM212 67V68H211ZM232 67V68H231ZM242 67H240V68H242ZM149 68V67H148ZM194 68V69H193ZM263 68H264V66H263ZM263 68H259L258 70L259 71H261V69H263ZM203 69H205L204 71L205 72H203ZM247 70L249 69V67L248 68H246ZM254 69H256V68H254ZM85 70H91V69H85ZM185 70V71H184ZM194 70H199V71H202V73H204V74H201L199 71L198 72H195ZM211 70V71H210ZM235 70V69H234ZM240 70V69H239ZM242 70V69H241ZM247 70H245V71H247ZM195 72V75L194 74H192L193 72ZM210 71V72H209ZM183 72H187L186 74H188L189 73V76H187L186 77V75H185V77H183V75H184V73ZM221 72V73H222ZM197 73H200V74H198L199 76L197 77L196 75H197ZM226 73H229V71L228 72H224L223 74H226ZM206 74V75H205ZM193 75V76H192ZM204 76V78H202V76ZM205 76H207V77H205ZM189 77H192V79L194 80V79H196V80H194V81H196V83L194 82V81H192L191 80V78H189ZM193 77H195V78H193ZM203 79V80H201V78ZM132 78H136L137 79V77H132ZM184 78V79H183ZM187 78V79H186ZM200 79V80H198V79ZM190 79V82L188 81ZM149 80V81H148ZM154 80H155V82H154ZM183 80H185V81H183ZM186 80H187V82H186ZM153 81V82H152ZM198 81H199V86H197V84H198ZM185 82L187 83V84H185ZM218 82V83H217ZM154 83H156V85H155V87H156V89H154L155 87H154ZM180 83H182V84H180ZM188 83H190V84H188ZM192 83H194V84H192ZM75 86H77L78 84H77V82L75 81L74 83H73ZM92 83H90V85H91ZM159 84H161V85H159ZM163 84H165L164 86H163ZM201 84H203V85H201ZM74 85H73V87H74ZM93 85V84H92ZM151 85V84H150ZM158 85V86H157ZM180 85V86H179ZM185 85V86H184ZM190 85V86H189ZM192 85H194V87L192 86ZM215 85V84H214ZM230 85V84H229ZM172 86H174V87H172ZM177 86H179V88L181 89H179ZM189 88H191V90H190V88L188 89L187 87ZM192 86V87H191ZM205 87V88H203V87ZM45 87V86H44ZM62 87H64V86H62ZM72 86L70 87V89L72 90V88H73ZM83 87H85V92L86 93H84L83 92V94L81 93V94H78V93H74V96L75 95H77L76 97H77V101L79 100V102L81 103L80 105H79V103L76 101V99H74V98H76V97H72L70 94L68 95V96H61V97H59L60 99H64V100H61L60 101V99L58 100V98L57 97H51V99L48 97V98H38V96L37 95H32L31 93H29L27 96L28 97H31L32 99H31V101H32V103L31 104H34L35 103V101H36V103L35 104H37V106H34L35 107V109L33 108V105H31L32 106V110L30 109H23V107H21L22 109H23V112H25V113H23V116H20L19 117V119L20 120H22V122H25L26 120L27 121H29V120H32L34 117L36 118L37 116L36 115H39V116H41V113H43V112H47L46 110H47V108H49L48 110L51 112V110H53V105H55V104H53L54 102H52V107H50V105L48 106V104H50V100H53V101H55L54 99H56V100H58L60 103L61 102H64V101H66V104H63L64 106H62V107H66L67 108V105H68V100L69 101H76V103H77V105H75L76 103H75V101L74 102H72V107H74V108H70L71 110H73V111H75L74 112V114H76V113H78V114H80L79 116L76 114V115H73L72 113H73V111H71L70 110V112H71V114H72V116H71V114L69 115V118H71V117H74V118H76V119H74L75 120V122H74V120H73V123H72V121L70 122V120H68L69 118L67 117V120L66 119H64V118H62V121H61V119H60V121L58 122V124H56L57 123V121H56V125H60L56 130H58L59 128V130H58V133H56L53 137V139H52V141L51 142H53L54 143V146L56 145L55 143H57V144H59V143H61V141L59 140V141H57L58 140V138L56 139L55 138V136L57 135V134H59L60 136H62L64 133H66L67 131L66 130H69L68 128H71V126H70V124L71 125H76V122L79 120V118H80V120H79V123L77 122V124L78 125H80V126H82V125H85L86 124V120H87V122H88V119H86L85 120V118H84V112H86L87 110H85L84 108L86 107L87 109H88V111L86 112L87 114H89V113H91V112H93V110H91V109H93L94 108V106H95V111H96V113H98V116L96 117V118H99L100 120V123L101 124H103V125H109L111 122H110V119H109V117H107V116H105V111H106V114H111L112 113V111H115V113L116 112H118V114L119 115H122L123 114V116L125 115L126 117H127V115L129 116L130 115V113H131V111H126V110H132V108H133V106H130L127 102H126V99H124V102H125V104H121V103H123V101H121V102H119L120 104H121V107H120V109H119V107H118V104L119 103H117V108H116V106L112 103V102H109L108 100L107 101H105L104 99H100V96H98V92H97V90L95 89V88H93V91L91 90V86H89V84H85ZM154 87V88H153ZM157 87H158V89H157ZM176 87V88H175ZM196 87H198V89L196 88ZM203 89H202V88ZM232 87V86H231ZM42 88V87H41ZM65 88V87H64ZM67 88H69L68 86H67ZM151 88V89H150ZM178 88V90H176ZM210 88V87H209ZM248 88V89H247ZM73 89H75V87L73 88ZM94 89L96 90V91H94ZM170 89L171 90H174V91H170ZM193 89V90H192ZM195 89H196V92H195ZM201 89V90H200ZM206 89V90H205ZM217 89V90H216ZM232 89V91H234L233 90V87L231 88ZM59 90V89H58ZM156 90H158L157 92H155ZM161 90V91H160ZM167 90H169L170 91V93L172 92V94H168L167 92H169V91H167ZM180 90V91H179ZM199 90V91H198ZM208 90V91H207ZM238 90V89H237ZM242 90V89H241ZM79 91V90H78ZM176 91V92H175ZM203 91H204V93H203ZM218 91L220 92V93H218ZM90 92H92V94L90 93ZM94 92V93H93ZM159 92V93H158ZM164 92V93H163ZM168 94V96H167V94ZM178 92H180V93H178ZM182 92H183V94H185L184 95V97H183V95H182ZM187 92V93H186ZM194 93V95L192 94V93ZM198 92H199V94H198ZM211 92V94H209ZM241 92V93H242ZM249 92H251V93H249ZM154 93V94H153ZM178 93V94H177ZM205 94V96H203V98H202V96L201 95H203V94ZM207 93V94H206ZM213 93H215V96L217 95V97H219V98H217V97H215L214 98V94ZM247 93V94H246ZM31 94V95H30ZM84 94H87V96L86 95H84ZM95 94V95H94ZM162 94H164V95H162ZM166 94V95H165ZM181 94V95H180ZM188 94V95H187ZM197 95V97H198V101H197V98H196V95ZM208 94L210 95V97H213V98H210L209 96H208ZM78 95L80 96V95H84V97H85V99H84V103H85V105H84V103H83V100H80L79 98H78ZM147 95H145L144 94V96H147ZM155 95V96H154ZM159 96V97H156V96ZM235 94H232V93H230V96H234ZM249 95V96H248ZM37 98H36V97ZM69 96H70V98H69ZM88 96H89V98H88ZM166 96L167 97H169V98H171V96L172 97H174V98H171V100L169 101L168 99H166ZM250 96H252V97H250ZM83 97V98H84ZM96 98V101H92V100H95L94 98ZM142 97V95H139V97L138 98H141ZM157 98V99H155V100H157V101H155L154 99H152V98ZM193 97L194 98H196V100H193ZM200 97H201V99H203V100H201L200 99ZM204 97L206 98V97H209L210 99H215V101H213L214 103H212L211 105H209V106H213V105H215V106H213V107H209L208 108V104H209V102H207V105H205L206 104V102H205V100H204ZM247 97V98H246ZM88 99V101L90 102L91 101V103H89L88 101H85V100H87ZM137 98V100L135 101V102H137V105H138V99ZM244 98V99H243ZM252 98V99H251ZM45 99L47 100V99H49V101H45ZM90 99V100H89ZM161 99H163L162 101L159 100ZM166 99V100H165ZM172 99H174V100H176L177 102H172ZM184 99H185V101H184ZM217 99H219L221 102L219 103L218 102V100ZM248 99V100H247ZM34 100V101H33ZM154 100V101H153ZM207 100V99H206ZM168 102L169 104H167L168 105V107H167V105L165 104L164 105V103L165 102ZM194 101V102H193ZM196 101H197V103H196ZM261 103V106H260V103ZM263 101V102H262ZM45 103V104H47V107L45 108V106L42 104V103ZM105 102H107L108 104H105ZM161 102H162V105H161ZM171 102H172V105H171ZM187 102V103H186ZM202 103V105H203V108H201V111H203V109H204V111H205V108H207L206 110H207V112H206V114L204 115L201 111H200V107H202V105L201 104H199V103ZM244 102V104H242ZM39 103H41V105H43V106H40V104ZM60 103H59V105H60ZM115 103V102H114ZM157 103V104H156ZM158 103H159V105H158ZM176 103V104H175ZM191 104L192 103V106H194V108L192 109V111H191V113H189V112H187V110H186V104ZM205 103V104H204ZM225 105H224V104ZM90 104V105H89ZM91 104H94L93 106L91 105ZM119 104V105H120ZM127 104V105H126ZM156 104V105H155ZM195 104H197V106L195 107ZM222 104H223V106H222ZM226 104L228 105V106H226ZM250 104V103H249ZM66 105V106H65ZM89 105V106H88ZM107 105V106H106ZM127 107H126V106ZM129 105V106H128ZM140 105V104H139ZM138 105V106H139ZM158 105V106H157ZM175 105V107H172V106H174ZM234 105H235V103L231 106L232 108H235L234 107ZM57 105H55L54 106V110L52 111V113L54 114L56 111H57V109L59 108V109H62V108H60V106H57ZM70 106V107H71ZM79 106L81 107L80 109H79ZM83 106H85V107H83ZM89 108H88V107ZM164 107V109L163 108H160V107ZM166 106V107H165ZM177 106V107H176ZM180 106V107H179ZM225 106H226V108H225ZM236 106H237V104H236ZM263 106V107H262ZM78 107V108H77ZM92 107V108H91ZM123 107V108H122ZM130 107V108H129ZM146 107H148L147 109H146ZM241 107H242V109H241ZM46 109L45 111H44V109ZM52 108V109H51ZM66 108H65V110L64 111H67L66 110ZM77 110H76V109ZM91 108V109H90ZM103 108V109H102ZM126 108V109H125ZM173 108V109H172ZM257 108V109H256ZM90 109V110H89ZM160 109H161V111H160ZM166 109H168V112L166 111ZM172 109V110H171ZM212 109H214V111H212ZM220 110V112H217V110ZM241 109V110H240ZM262 109H261V111H262ZM34 110H37V111H34ZM69 110V109H68ZM80 110H81V112H80ZM122 110V111H121ZM162 110H163V112H162ZM175 110H176V112L178 111V112H180L181 111V113H176L175 112ZM226 110V111H225ZM227 110H228V113H226L227 112ZM245 112H244V111ZM48 111V112H49ZM119 111L122 113V114H120L119 113ZM125 111L127 112V113H125ZM162 112V114L160 113V112ZM202 113H200V112ZM210 111V112H209ZM216 111V112H215ZM28 112V113H27ZM30 112H32V114L30 113ZM35 112H37V113H35ZM69 112V111H68ZM124 112V113H123ZM128 112H129V114H128ZM147 113L146 115H145V113ZM157 112V113H156ZM166 112V113H165ZM173 112V113H172ZM176 114H175V113ZM198 112H199V114H200V116L202 115H204L203 117L201 116L200 118H201V125H202V127H206L207 126V122L206 121H208V124L209 125H211V124H214L215 123V127L210 131V133L209 132H207V129H205V127L204 128H202V127H200V124H199V126H196V122L198 121L199 122V120H200V118H199V115H198ZM209 112V113H208ZM212 112H214V113H212ZM223 112H225L224 114H223ZM231 112V113H230ZM86 113H85V115H86ZM133 113H134V111H133ZM132 113V114H133ZM148 113L150 114H152V116H151V114L148 116ZM154 113H156V114H154ZM163 113L165 114L164 116H166V114L167 115H169V117L168 116H166V117H164V116H162L163 115ZM188 113H189V115H188ZM215 113H217V116H219V119L221 118V116H222V118H224L223 119V121L221 122V120H222V118H221V120H219L218 119V117H217V119H216V114ZM28 114H30V115H28ZM35 114V115H34ZM83 114V115H82ZM127 114V115H126ZM131 114V115H132ZM182 114V115H181ZM207 114L210 116H208L207 118H208V120H205L206 119V116H207ZM210 114H214L215 116V118H213V116L212 115H210ZM221 116H220V115ZM226 114V115H225ZM26 115V116H25ZM32 115V116H31ZM67 115V114H66ZM90 115V114H89ZM88 115V116H89ZM100 115H102V117L100 116ZM153 115L155 116V115H157V116H155V118L153 117ZM179 115V116H178ZM196 115L198 116L197 118H196ZM223 115H224V117H223ZM78 116V117H77ZM91 116V115H90ZM148 116V117H147ZM160 116H161V118H160ZM178 116V117H177ZM27 117V118H26ZM105 117V118H104ZM135 117H137V116H135ZM152 117V118H151ZM162 117H163V119H162ZM179 117H181L183 120H184V122L183 123H181L183 120L180 118L179 119ZM248 117H249V119H250V116H247L246 118H245V120L246 119H248ZM101 118H103V119H101ZM116 120H117V124H121V122H120V119L118 118L117 119V117L115 116L114 117ZM151 118V119H150ZM153 118L154 119H156V120H154L153 121ZM198 118H199V120H198ZM203 118V119H202ZM227 118H229V121H233V120H236V121H233L234 123H233V125L235 126V127H238V128H235L233 125H230V123L231 122H229L228 121V119ZM242 118V119H241ZM261 118V119H260ZM26 119V120H25ZM78 119V120H77ZM132 119V118H131ZM149 119V120H148ZM162 119V120H161ZM174 119V120H173ZM178 119V120H177ZM191 119V120H190ZM255 119H257V120H255ZM255 119H253V120H251V121H253V122H256V121H258V122H261V121H264V118L263 117H255ZM85 120V121H84ZM129 119H127L126 120V122L128 121ZM139 120V119H138ZM150 120H152L151 122H150ZM170 120H172V121H170ZM182 120V121H181ZM203 120H205V122H206V124H205V122L203 121ZM211 120V121H210ZM212 120H213V123H211L212 122ZM216 122H215V121ZM228 121V128L226 127L227 126V122H225V121ZM255 120V121H254ZM54 121V122H55ZM119 121V122H118ZM140 121H139V123H140ZM159 121H161V122H159ZM165 122L166 124H167V122H169L170 124H167V125H170V127L168 126V134H165V133H167V125L165 124V123H162V122ZM173 121H176V123H181V124H179V128H181V126H182V128L179 130L178 128H176L175 126H177V124H175ZM177 121H179V122H177ZM181 121V122H180ZM196 121V122H195ZM202 121H203V123H202ZM238 121H240V125H242V128L239 126V122ZM250 121V122H251ZM62 122V124H60ZM70 122V123H69ZM154 124H153V123ZM217 122H219L220 124H217L216 125V123ZM65 123V124H64ZM81 123V124H80ZM128 123H131L130 122V120L128 121ZM127 123V125H125L126 126V129L127 130H129L130 129V131L131 130H134V128H133V125L132 126H130V124H128ZM150 123H152L153 125H154V129L153 130H151L152 128H153V126L150 124ZM160 123H162L163 124V126H165L166 125V128L164 127H162V125L160 124ZM175 124V125H173V124ZM194 123H195V125H194ZM236 123V124H235ZM132 124V123H131ZM165 124V125H164ZM184 124V125H183ZM226 124V125H225ZM232 124V123H231ZM238 124V125H237ZM257 124V125H256ZM20 125H25V124H22V123H20L18 126H20ZM63 126V129H62V126ZM162 127V132H163V134H162V132H161V137L162 138H164L163 140L162 139H159L160 138V131H161V129H160V131L158 130L159 128H160V126ZM174 126V129L176 130H174L173 129V126ZM225 125V126H224ZM250 125H252V124H249V126H248V128L250 127V130H251V128L253 127V126H255L256 127V129L257 130H253V128H255V127H253L252 128V130H253V132L254 131H259L260 129V126L258 125V123H254V125H252V126H250ZM36 126V125H35ZM159 126V127H158ZM172 126V127H171ZM232 126V127H231ZM245 128H244V127ZM98 127V126H97ZM129 127V128H128ZM157 127H158V129H157ZM178 127V126H177ZM184 127H186L185 129H184ZM227 129H230V130H227V131H229V135H231V132L230 131H232V135L231 136H226L228 133H227V131H222V130H225L226 128ZM198 128H199V130H198ZM217 128H219V130H217ZM221 128V129H220ZM225 128V129H224ZM87 129L89 130V129H92L90 126H87ZM158 131H157V130ZM164 129H165V131H164ZM180 131H178V130ZM200 129H203L201 132H200ZM205 129V130H204ZM215 129V130H214ZM235 129V130H234ZM238 129H240V131L238 130ZM247 129V128H246ZM62 130V131H61ZM185 130V131H184ZM237 130V131H236ZM241 130H242V134H241ZM60 131V132H59ZM173 131H175L176 133H182L183 135H181L180 134V136H183V142H184V139H185V142L183 143L182 141H181V138L182 137H180L179 135H178V137H176L175 138V134L176 133H172ZM221 131V132H220ZM236 131V132H235ZM238 131L240 132V133H238ZM57 132V131H56ZM81 132V133H80ZM155 132H159V133H155ZM165 132V133H164ZM184 132V133H183ZM218 132H220V133H218ZM226 132V133H225ZM5 133V132H4ZM2 131H0V141L2 142V143H0V160H3V158H4V156H5V152L4 151H6V150H4L3 148L4 147H6L7 146V144H8V142H7V140L6 139H4L3 137H5L3 134H4ZM61 133H63V134H61ZM82 134V131H77V134ZM195 133H197V134H195ZM200 133H204L203 135L201 134V135H199L198 136V134H200ZM205 133H206V135H205ZM67 134V133H66ZM76 134V133H75ZM150 134V135H149ZM173 134V135H172ZM210 134V135H209ZM212 134V135H211ZM218 134H220V136H223L222 134H225V136L227 137V139L226 138H224V137H216V136H218ZM239 134H241L242 136H240ZM59 135H57L58 137H59ZM165 135V136H164ZM196 135V136H195ZM234 135V136H233ZM148 136H151V137H148ZM158 136V137H157ZM171 137V139L173 138V140H176V141H179V142H176V141H171V139H170V137ZM176 136H177V134H176ZM190 136V137H189ZM203 136V137H202ZM207 136H209L208 138H205V137H207ZM166 137V138H165ZM188 137V138H187ZM202 138L200 141H199V139L198 138ZM214 137H215V139H214ZM229 137H231V140H233L232 138H234V140L233 141H230V138ZM3 138V139H2ZM204 138H205V140H204ZM236 138V139H235ZM27 139V138H26ZM78 139H80V138H78ZM159 139V140H158ZM168 141H167V140ZM179 139V140H178ZM245 139V140H244ZM42 140V139H41ZM81 140V139H80ZM139 140V141H138ZM156 140V141H155ZM158 140V141H157ZM161 140H162V142H161ZM204 140V141H203ZM208 140V141H207ZM216 140V141H215ZM220 140V141H219ZM226 141V142H223V141ZM228 140H229V142H228ZM237 140V141H236ZM246 140H248V141H246ZM264 140V139H263ZM4 141H6L7 142V144H5L6 142H4ZM73 141H74V138H73ZM89 141H90V139H89ZM186 141L188 142V143H186ZM195 141V142H194ZM197 141H199V142H197ZM207 141V142H206ZM223 143H222V142ZM234 141H236V143L234 142ZM98 144H97V143ZM140 142H141V144H140ZM183 143V144H179V143ZM198 144H197V143ZM205 143L206 142V144H201V143ZM217 142V143H216ZM221 142V143H220ZM228 142V143H227ZM240 144H238V143ZM246 142H247V144L248 145H250L251 146V149L250 150H254L255 152H257V154L255 155L256 157H254V158H252L251 160H252V162H254V160H255V163H253L252 165H250V166H247L246 167V164L244 163V164H242L241 162V156L239 157V155L237 154L239 151V153L240 154H242V156H244V153H245V150L244 149H246L247 147H249V146H245V145H247L246 144ZM264 141H262V143H263ZM41 143L42 144H45L44 142H43V140L41 141ZM94 143H96V144H94ZM151 143V144H150ZM166 143H167V145H166ZM173 143V144H172ZM174 143H175V145H174ZM186 143V144H185ZM194 143V144H193ZM214 143V144H213ZM219 143V146L221 147V144H222V150L221 151H223L224 152V154H223V152H222V154L223 155H225V153H227L226 151H225V149H223V148H225V143H227L226 145H227V148L226 149H228L229 148V146H230V148H231V146H232V143L233 144H237V145H235V146H232L233 147V151H232V148L230 149H228L227 151H229L228 153H227V155H228V157H227V155H225L226 156V158L225 159H222L221 157H225V156H223L221 153L219 154V156H218V152H221V151H219L220 149V147H218V145H216V144H218ZM243 143V144H242ZM251 143H253V144H255V145H251ZM91 144V145H90ZM170 144H172L171 146H170ZM200 144V145H199ZM231 144V145H230ZM144 145V146H143ZM150 145H152V146H154V147H152V146H150ZM177 145H179V146H177ZM202 145V146H201ZM205 145L207 146V147H205ZM211 145V146H210ZM95 146H99L98 148L97 147H95ZM147 146V147H146ZM150 146V149L148 148ZM214 146V147H213ZM216 146L218 147L217 149H216ZM236 146H238L239 147V149H238V147H237V150L236 151H234V149H236V148H234V147H236ZM9 147V146H8ZM53 147V146H52ZM58 146H56L55 148H57ZM85 149V150H83V148ZM88 147V148H87ZM91 147V148H90ZM93 147H94V149H93ZM137 147V148H136ZM171 147V148H170ZM187 147H189V148H187ZM199 147V148H198ZM202 147L205 149H202ZM243 149H241V148ZM264 146H262V147H260V148H263ZM54 148V147H53ZM97 148V150H96V152L95 151H93V150H95ZM102 148V149H101ZM104 148V149H103ZM180 148V149H181ZM201 148V150L199 151V153L201 152V153H203V155H204V157H202L203 155L201 154H199L198 152L196 153V151H198V149H200ZM213 148V149H212ZM250 148V147H249ZM258 148V147H257ZM88 149V150H87ZM99 149V150H98ZM101 149V150H100ZM175 149V148H174ZM189 151H188V150ZM192 149V150H191ZM86 151V152H83V153H81L82 154V156H85V158L86 157H89L88 159V161H89V163H88V161H87V163H88V166H86V165H83L85 168H83V167H81L82 166V164L80 163V161H79V159L77 158V157H80V159L82 158L80 155V153L79 154H77V152H80V151ZM90 150V151H89ZM103 150V151H102ZM111 150V149H110ZM179 150V149H178ZM196 150V151H195ZM204 152H203V151ZM207 150H208V152H207ZM248 148H247V151L250 153L251 151H250ZM252 150V151H253ZM87 151L89 152V153H87ZM139 151V152H140ZM193 151V152H192ZM215 151V153H217V155L215 154V153H213ZM218 151V152H217ZM238 151V152H237ZM246 151V152H247ZM98 152H99V154H98ZM103 152V154L101 155V153ZM105 152V153H104ZM107 152V153H106ZM110 152H111V154H110ZM136 152H138V151H135V153ZM137 153V154H135V156H137V155H140L141 154V152L140 153ZM154 152V150H152V153ZM174 152V151H173ZM231 152H232V154H231ZM234 152V153H233ZM243 152V153H242ZM263 152V153H262ZM150 153H151V151H150ZM165 153H166V151H165ZM194 153H196V154H194ZM237 155H236V154ZM249 153H247V155H251V153L249 154ZM55 154V153H54ZM70 154V155H69ZM72 154H75L76 155V157H75V155H72ZM87 154V155H86ZM88 154L90 155V156H88ZM105 154V155H104ZM208 154V155H207ZM214 154V155H213ZM234 154L236 155V156H234ZM46 155V154H45ZM45 155H42V154H40V157L43 159L44 158V156ZM170 155V156H171ZM177 155V158L180 156V159H179V161H178V159L176 160V157L175 156ZM190 155H193V158L194 157H196V155H197V157L195 158V160H197V161H195L196 162V165H198L197 167H199L198 169H197V171L198 172H196L195 171V169H194V171H195V176L196 175H198V174H200L201 172H203L204 171V173H201V175H198L197 177H198V180L200 181H196L197 179L195 178V176H194V178H193V175H194V171L192 172V173H188V175H187V172L186 171H184V166L182 167V165H183V163L185 162V160H186V158H189L190 157ZM205 155H206V158L208 159V160H206L205 159ZM213 155V156H212ZM216 155V156H215ZM220 155H222V156H220ZM231 156V158H234V157H239V158H237V160H236V158H234V159H231L230 160V156ZM70 156V157H69ZM92 156V157H91ZM186 156V157H185ZM200 156V157H199ZM218 156V157H217ZM254 156V155H253ZM33 157V156H32ZM35 157V156H34ZM32 158V159H34L35 160V158ZM73 157H75L74 159H72ZM175 157V158H174ZM213 157H215V159L213 158ZM217 157V158H216ZM30 158H31V156H30ZM92 158H94L95 160H96V165L94 166V164H95V160H94V162H93V160H91ZM105 158H108V159H105ZM113 158H114V160H113ZM117 158H120V161L123 159V161H121L122 162V165L123 166H121L120 164V161H118L117 160ZM122 158V159H121ZM203 158V161H201L200 159H202ZM220 160H219V159ZM229 160H228V159ZM250 158H251V156H250ZM51 159V160H50ZM103 159L105 160V161H103ZM205 159V160H204ZM210 159V160H209ZM227 159V160H226ZM50 160V161H49ZM61 160H63L64 161V165L61 163V162H63V161H61ZM78 160V161H77ZM86 160H87V158H86ZM107 160H110V161H107ZM174 160H175V162H174ZM180 160H181V162H180ZM215 160H218L219 162H221V163H218L219 165H217V161L216 162H214ZM223 161V166H222V161ZM69 161V162H68ZM77 161V162H76ZM90 161H91V166H94V167H91L89 164H90ZM118 161V162H117ZM125 161V162H124ZM207 161V162H206ZM227 161H229V163L231 164H226V162ZM233 161H235V164H234V162ZM239 161V162H238ZM262 161V162H261ZM50 162V163H49ZM73 162H75V166L73 165ZM105 162V163H104ZM107 162V163H106ZM110 162V163H109ZM111 162H112V164H111ZM179 162V163H178ZM202 162H203V165H202ZM206 162V163H205ZM214 162V163H213ZM236 162H238V163H236ZM78 163V164H77ZM92 163H93V165H92ZM124 163H126V164H124ZM177 163L178 164H180L181 166H179L178 167V170L176 169L177 167ZM241 163V164H240ZM73 166H72V165ZM112 166H111V165ZM210 164V165H209ZM233 164H234V166L235 167H233ZM238 164H240V165H238ZM256 164V165H255ZM263 164L264 163H262L261 165L263 166ZM120 165V166H119ZM127 166L128 168L126 169L125 168V166ZM205 165V166H204ZM206 165H208V168H207V166ZM220 168V166H221V170H222V172H221V170L220 169H218V167ZM259 165V166H258ZM69 166V167H68ZM70 166H72V167H70ZM115 166V167H114ZM210 166V167H209ZM216 166V167H215ZM225 166H230L229 168L230 169H228V171L226 170L228 167H226V168H223V167H225ZM236 166H238V167H240V168H238V170L236 169L237 167ZM58 168V167H61V168H59V169H54V168ZM79 167L80 168H82V170L80 169V171H82V173L81 172H79ZM88 167V168H87ZM90 167L91 168H94V169H90ZM98 167H102V171H104V172H101V173H103L104 175H102V174H100L99 173V170L98 169H100L101 170V168H98ZM123 167V168H122ZM204 167H206L207 169H208V171H207V169H205ZM250 167V168H249ZM252 167L254 168V169H252ZM255 167H256V169L257 170H260V171H256L255 170ZM68 168H69V170H68ZM95 168H97V169H95ZM204 168V169H203ZM232 168V169H231ZM250 169V170H252V171H247L248 169ZM259 168V169H258ZM262 168V167H261ZM263 168H264V166H263ZM33 169H35V168H33ZM33 169H31V171L33 170ZM78 169V172H79V174L78 173H76L77 170ZM86 169V170H85ZM108 172V173H106L105 172V170ZM124 169V170H123ZM129 169V170H128ZM234 169V170H233ZM239 169H240V171H239ZM37 172L39 171V169H35ZM58 170H60L59 172H58ZM62 170H63V172H62ZM65 170H67L66 172H65ZM85 170V171H84ZM97 170V171H96ZM126 170V171H125ZM205 170L207 171V172H205ZM218 170H220V172L218 171ZM225 170L227 171V172H225ZM230 170H231V172H230ZM247 172H246V171ZM74 171H76L75 173L76 174H78V175H76L75 173H74ZM90 171V172H89ZM175 171V172H174ZM184 171V172H183ZM211 171V172H210ZM223 171H224V174H225V176H224V174H223ZM232 171H234V172H238L237 174L236 173H234V174H236V175H238V177L236 176V175H234V174H232ZM253 171H255V172H253ZM33 172V171H32ZM63 173L62 174V176L64 177V175L66 174V176L68 175V177H67V181H66V186H62L61 187V184H60V186L58 185L60 182H59V179H58V177H60L61 176V174H59V173ZM74 174H73V173ZM83 172H85V173H83ZM180 172V173H179ZM240 172V173H239ZM257 172H263V173H261V174H263V177L261 176V174H259V173H257ZM81 173V174H80ZM92 174L93 175V177H91L90 175H88V174ZM97 173V174H96ZM107 174V178H106V174ZM110 173V174H109ZM129 173V174H128ZM209 173V174H208ZM227 173V174H226ZM247 173H250V174H248L247 175V177L245 176V174H247ZM254 173H256V174H254ZM0 174V175H1ZM73 174V175H72ZM84 174V175H83ZM86 174V175H85ZM95 174V175H94ZM99 174V175H98ZM109 174V175H108ZM222 174H223V176L225 177H222ZM258 174V175H257ZM70 175H72V176H76L75 177V179L74 180H72L73 179V177L72 176H70ZM80 175H82L81 177H80ZM96 175H97V179H95V180H97V182L95 181V180H92L93 178H95L96 177ZM174 175V176H173ZM186 175V177H184V179H183V176H185ZM206 176V178H203V177H205ZM233 175V176H232ZM22 176V175H21ZM84 176H89V177H91L92 179H90L89 177H84ZM98 176L99 177H101L102 176V179H107L106 181H108V179H110L109 181L110 182H107V183H104V182H106V181H103L102 179H100V182H102V183H100L98 180ZM104 176V177H103ZM200 176L202 177V181H203V179L204 180H206L205 182L203 181V183L205 184V186H204V188L206 189V190H203V183H202V181H201V179H200ZM229 176V177H228ZM236 177V178H238V179H236V180H238V185L237 184H233V183H236V180H234L235 178H233V180L231 179L232 177ZM244 176H245V178H244ZM254 178H253V177ZM255 176H257V178L255 179ZM259 176H261L260 178H259ZM29 177V176H28ZM70 177H71V180H70ZM78 177V178H77ZM84 177V178H83ZM176 177H178V178H176ZM227 177V178H226ZM250 177H252V179H253V181H251V183H250ZM45 178V179H44ZM69 178V179H68ZM76 178L78 179L77 181H76ZM83 178V179H82ZM115 178V179H114ZM174 178V179H173ZM195 179V181L193 180V179ZM223 178H224V180H223ZM229 178V179H228ZM242 178V179H241ZM248 178H249V181H248ZM37 179V180H36ZM175 179H180L179 181L178 180H175ZM188 179H190V180H188ZM225 179H226V182H225ZM228 179V180H227ZM241 179V180H240ZM245 179L247 180L246 181V183H244L245 182ZM251 179V180H252ZM261 179V180H260ZM25 180H27V182H25ZM58 180V181H57ZM68 180H69V182H68ZM112 180H114V181H112ZM173 180H175L174 182H173ZM216 180V181H215ZM39 181V183H37L36 184V182H38ZM51 181H53L52 183H50ZM71 181V182H70ZM76 184V185H74L75 186V188H74V186H73V182ZM79 181H80V184H81V186H80V184H79ZM82 181V182H81ZM177 181V182H176ZM191 181H193V182H195V183H190ZM209 181V182H208ZM228 181H232L233 183H228ZM56 182V183H55ZM59 182V183H58ZM78 182V183H77ZM135 182V183H134ZM137 182V183H136ZM176 182V183H175ZM187 182H189V184H192V185H194L195 184V186L194 187H196V186H198V184L199 183H201V184H199V186L197 187V192L198 193H200L201 194V191H203L204 193L206 192V194H207V192L209 193V195H210V197H209V195L207 196V195H203V193L201 194V195H203L204 197V201H205V197L207 196L208 198H210L209 200H208V198H206V200H207V203L206 202H203V200L201 199V198H198L197 197V192H196V190L193 192V190L195 189V188H193V186L192 185H188L189 187L190 186H192V187H190V188H188V187H186L187 186ZM207 182H208V185L206 186V184H207ZM221 182H223V183H226V184H223V183H221ZM253 182V183H252ZM261 182V183H260ZM46 183V184H45ZM53 183H54V185H53ZM71 183H72V185H71ZM117 183V184H116ZM120 183V184H119ZM123 183V185H121ZM164 183H165V185H164ZM183 183V184H182ZM197 183V184H196ZM217 183V184H216ZM249 183H250V185H249ZM67 184L71 187H69V186H67ZM79 184V185H78ZM83 184V185H82ZM91 185V187L93 188L94 187V189H96V188H98V187H100V185H101V189H102V191H101V189L100 190H98V189H96V190H91L92 188L90 187V185ZM100 184V185H99ZM116 184V185H115ZM118 184L120 185V186H118ZM161 184H163V186H161ZM169 185V187H166V185ZM182 184V185H181ZM220 184V185H219ZM229 184L232 186V184H233V186H232V188L235 190L236 189V187L237 186H239V188L237 187V189L239 190V192H237L236 193V191H237V189L234 191L233 189H231L230 188V186H229ZM2 185V186H1ZM37 185V186H36ZM42 185V186H41ZM44 185H46V186H44ZM58 185V186H57ZM93 185V186H92ZM110 186V185H112L111 187H108V188H110L111 190L109 191V189L108 188H106V187H104V186ZM160 185V187H158ZM177 185V186H176ZM225 185V186H224ZM234 185H237V186H235V188H234ZM243 185H247V186H243ZM40 186H41V188H44V189H42L41 190V188H40ZM77 186H78V188H77ZM96 186H98V187H96ZM116 186H118V187H116ZM126 187V188H121V187ZM174 186V187H173ZM202 186V187H201ZM254 186V187H253ZM258 186V187H257ZM260 186V187H259ZM55 187V188H54ZM60 187V188H59ZM66 187H68V188H66ZM73 187V188H72ZM80 187V188H79ZM120 187V188H119ZM162 187H164V188H167V190L166 189H164V188H162ZM171 187V188H170ZM181 187V188H180ZM200 187L202 188V190L200 191L199 189H200ZM209 187H214V188H217L218 189V191H219V188H221V190L220 191H222V192H224L223 194L224 195H222V193L219 195V196H221L220 198H218L219 196L217 195V196H212V198H214L215 199V202H213L214 200L211 198V190H215L214 188L213 189H211V188H209ZM228 187H229V189H228ZM249 188L248 190H247V192L249 191V190H251V191H255V192H253L254 194H255V198L254 197H251V198H253V199H250V196H245L246 198H248V199H246V198H244V194L246 193V194H251V195H253V193H247L246 192V188ZM40 188V190H38ZM58 188H59V190H58ZM89 188H91V189H89ZM104 188H105V190H104ZM117 188H119L118 189V191L117 192H115L116 190H113V189H117ZM129 188V189H128ZM173 188V189H172ZM191 188H193V189H191ZM244 188V189H243ZM253 188V189H252ZM260 188V189H259ZM47 189V190H46ZM49 189V190H48ZM65 189V190H64ZM70 189H71V191H70ZM122 190V192H121V190ZM125 189H126V191H125ZM127 189L129 190V191H127ZM141 189V190H140ZM171 190V192H170V190ZM185 189H187V190H192V191H190V192H186V190ZM211 189V190H210ZM216 189V190H217ZM223 189V190H222ZM255 189V190H254ZM259 189V190H258ZM45 190V191H44ZM55 190H57V191H55ZM75 190H78V191H75ZM93 192H91V191ZM104 190V191H103ZM112 190H113V192H112ZM138 190V191H137ZM146 190V191H145ZM182 190V191H181ZM183 190H185V192H183ZM208 190V191H207ZM210 190V191H209ZM215 190V191H216ZM226 190V191H225ZM230 190V191H229ZM232 190H233V192L234 193H231L232 192ZM244 190V191H243ZM46 191H47V193H46ZM48 191H49V193H48ZM51 191V192H50ZM53 191H55V192H53ZM59 191V192H58ZM62 191V192H61ZM76 193H75V192ZM83 191H84V193H83ZM89 191V192H88ZM95 191H97V192H95ZM98 191H100V192H98ZM106 191V192H105ZM124 191V192H123ZM132 191H134L136 194H132ZM137 191V192H136ZM140 191V192H139ZM148 192L147 194L145 193L144 194V192ZM215 191H214V193H212L213 195H216L215 194ZM262 192V195H263V197H262V195H260L261 193L260 192ZM74 192V193H73ZM85 192H87L88 193V195L87 196H91V197H86V193ZM103 192V193H102ZM127 192L130 194L129 196L128 195H126L127 194ZM142 192H143V194H142ZM157 193L156 195H155V197H154V194H152V193ZM173 192V193H172ZM196 193V194H194V196L192 195V194H190V193ZM225 192H226V194H225ZM55 193V194H54ZM79 193H81L80 195L82 196H80V195H78ZM92 193V194H91ZM97 193V194H96ZM98 193H100L101 195H99ZM109 193V194H108ZM139 193V195H137ZM216 193H218V192H216ZM239 193V194H238ZM259 193V194H258ZM74 195V196H71V195ZM76 194V195H75ZM90 194V195H89ZM94 194V195H93ZM105 194V195H104ZM111 194V196H109ZM117 195L118 194V196H114V195ZM120 194H122V195H120ZM142 194V195H141ZM149 194V196H147ZM188 194H190V196L188 195ZM200 194H198V196L200 197L201 195ZM219 194V193H218ZM237 196H236V195ZM257 194L259 195L258 196V198L261 196V198H260V201H259V199L257 198ZM58 195H60V196H58ZM70 195V196H69ZM85 195V196H84ZM98 197V195H99V199L97 198L96 199V196ZM107 195V196H106ZM112 195H113V197H112ZM124 195H125V198H126V202L128 203V201H129V198H131L130 200L131 201H129V203L128 204H130L131 202V205H129V207H131V206H133V208L136 206V204H138V203H140L139 205H137L138 207H135V209L137 210H140V208L142 207L143 209H145L146 208V210H140V211H145V212H143V214H142V212H140V213H138L137 211H135L134 210V215L132 214V209H131V211H130V209L128 208V204L127 205H124V204H126V202H125V200H121V198H122V196H123V199H125L124 198ZM135 195H137L136 197H135ZM152 195H153V197H152ZM160 195V197H161V199H160V197H158ZM161 195H165V197L166 198H164L163 196H161ZM227 195V196H226ZM63 196L64 197H67L66 199L65 198H63ZM76 196V197H75ZM85 197V199H84V197ZM102 196V198H101V200H100V197ZM103 196H106V197H104L103 198ZM119 196H120V198H119ZM137 198V197H139L140 199H135V200H137V203H136V201L135 200H133V198ZM143 196V197H142ZM223 196H225V197H223ZM235 196L237 197L236 198V201H234V199H235ZM243 196V197H242ZM82 199H81V198ZM95 197V198H94ZM111 197V198H110ZM115 197H118V198H116V199H118V200H116L115 199ZM144 197H146V198H144ZM150 197V198H149ZM163 197V198H162ZM183 197V198H182ZM192 197H194L195 199H193ZM91 198V199H90ZM114 199V202H116V204L114 203V202H112L113 201V199ZM156 198V199H155ZM159 200H158V199ZM189 198H190V200H189ZM191 198H192V200H191ZM196 198H198L197 199V201H196ZM222 200L223 198H225V200H227V198H228V200L227 201H225L226 203H224L223 204V202H224V199H223V202L221 203V206H223L224 208H225V210H224V208H222V207H220V205H219V200ZM241 198H243V199H241ZM263 198V199H262ZM92 199H94L93 201H92ZM103 199V200H102ZM106 201H105V200ZM108 199H110V202H112V204H110L108 201ZM112 199V200H111ZM145 201L146 200V202H144L143 203V200ZM163 199H167V201L166 200H163ZM184 199H186V200H184ZM202 200V202H200V205H201V203H205V204H202V205H206L207 206V204H208V206L206 207V208H208V207H211L210 208V212L208 211L207 212V210H209V208L208 209H204L202 206H200L199 205V201H201ZM212 199V202L210 201ZM254 199H257L258 200V202H260V203H258L257 202V200H254ZM81 200H83V201H81ZM85 200V201H84ZM95 200H100L99 201V203H98V201H95ZM160 200H162V201H160ZM218 200V201H217ZM245 201V203H243L244 201ZM250 200V201H249ZM252 200V201H251ZM65 201H67V202H65ZM81 203H80V202ZM93 203V204H95L94 202H96L97 204H95V205H93V204H91V202ZM117 201H119V202H121L122 201V203H119V202H117ZM135 203H134V202ZM153 202L154 203V201L156 202V201H158V202H156V204L157 203H159L158 205H156L155 203L154 204H152V203H148V202ZM160 201V202H159ZM164 201H165V203H164ZM191 201V202H190ZM195 201V202H194ZM211 202V204H210V202ZM228 201H231V202H229V204H228ZM246 201H249V203L251 204H253V202L255 203V201H256V204L258 203V207H262V209L261 210H259L260 208H258L257 209V211H259V212H257L256 210H254L253 208L254 207H256L257 208V206H255V204H253L254 206L253 207H251L252 208V210H251V208H250V210H251V212H250V210H249V212H248V214H249V216H248V214L246 215H243V219H244V221L242 222L241 220H242V216H241V212H244V211H247L248 209H246V208H249L248 206H247V203H246ZM263 201V202H262ZM90 202V204H88ZM103 202H107V203H109V204H106V205H110V207H114L115 209L116 208H118V207H116V205H119V208L121 209V210H124L125 209V211H121L120 209H117V210H115L114 208H110V207H107L106 205H103V204H105V203H103ZM125 202V203H124ZM184 202V203H183ZM198 202V203H197ZM209 202V203H208ZM218 202V203H217ZM238 202H240V203H238ZM242 202V203H241ZM64 203H67L66 205H71V207L73 208H71V207H67V208H65V204ZM72 203V204H71ZM101 203H103V204H101ZM134 203V204H133ZM145 203H147V204H145ZM163 203V204H162ZM232 203V204H231ZM77 204H79L78 206H76ZM115 204V205H114ZM121 204V205H120ZM122 204L124 205V207L122 206ZM133 204V205H132ZM143 204V205H142ZM152 204V205H151ZM165 204H166V206H165ZM186 204V205H185ZM191 205V210H194V213H192L191 211H190V205ZM193 204H195V205H193ZM223 204V205H222ZM240 204H242L241 206V208H240ZM245 204V205H244ZM250 204H248L249 206H250ZM259 204L260 205H262V206H259ZM65 205V206H64ZM101 205V206H100ZM112 205V206H111ZM114 205V206H113ZM141 205V206H140ZM155 205V206H154ZM161 205H162V207H161ZM170 205H171V207H170ZM185 205V206H184ZM198 205H199V207H198ZM224 205H226V206H224ZM84 206H85V208H84ZM89 206V208H87ZM92 206V207H91ZM97 206H99L98 208L99 209H97L96 207ZM122 206V207H121ZM140 206V207H139ZM148 206V207H147ZM157 206V207H156ZM165 206V207H164ZM217 206L218 207H220V208H218L217 209ZM228 206H230V207H228ZM244 206H247V207H245V209L246 210H244ZM82 207V208H81ZM103 207V208H102ZM107 207V208H106ZM155 207V208H154ZM174 207H176L177 209H175ZM179 207V208H178ZM184 207H187L188 208V210H187V208H184ZM70 208V209H69ZM90 208H91V210H92V212H91V210H90ZM123 208V209H122ZM127 208H128V211H127ZM147 208H149L148 210H147ZM152 208V209H151ZM157 208H161V211L158 213V212H155V211H157ZM162 208H163V210H162ZM166 208H167V210H166ZM182 208V209H181ZM194 208V209H193ZM222 208V209H221ZM228 208V209H227ZM237 208H240V210H238ZM16 210L15 212H14V210ZM73 211H72V210ZM80 209H82V210H80ZM105 209H108V210H114V211H112L111 213H110V211H106ZM170 209V210H169ZM174 209V210H173ZM185 209V210H184ZM211 209H213V210H211ZM219 209H221V210H219ZM242 209L244 210V211H242ZM79 210V211H78ZM85 210H86V212H85ZM97 210H99V211H97ZM154 210V213L152 212ZM179 210H180V212H179ZM188 212H187V211ZM197 210V211H196ZM234 210V211H233ZM238 210V212L236 213V211ZM35 211H39L38 212V214H37V212H35ZM84 211V212H83ZM95 211H97L98 212V214H97V212H95ZM106 211V212H105ZM116 211H121L120 213H118V215L116 216L115 214H116ZM200 211V212H199ZM212 211V212H211ZM223 211H225L226 213H227V211H229V213L228 214H226L225 212H223ZM263 213H262V212ZM13 212V213H12ZM81 213V214H78V213ZM82 212L83 213H89L90 214V216H89V214H83L82 215ZM99 212H100V214H104L103 215V217H102V215L100 216V214H99ZM108 212V213H107ZM131 212V214H129ZM138 213V215H137V213ZM152 212V213H151ZM178 212V213H177ZM232 212L234 213V214H232ZM19 213V214H18ZM93 213V214H92ZM94 213H96V215L94 214ZM107 213V214H106ZM110 213V214H109ZM175 213H176V216H175ZM184 213V214H183ZM192 213V214H191ZM195 213H198L199 215H203V216H199L198 214L196 215ZM201 213H203V214H201ZM209 214L210 213V215H207V216H204V215H206V214ZM221 213V214H220ZM224 213V216L222 215ZM255 213V214H254ZM257 213H259V214H257ZM8 214H10V215H8ZM13 214V215H12ZM123 214V215H122ZM136 214V215H135ZM142 214V216H140ZM150 214H152L153 215V217L151 216L150 217ZM174 214V215H173ZM177 214H179V217H177L178 215ZM211 214H213V215H211ZM226 214V215H225ZM239 214H240V217H239ZM4 215H5V217H4ZM12 215V216H11ZM15 215V216H14ZM19 215V216H18ZM86 217H85V216ZM113 215V216H112ZM114 215H115V218H114ZM121 215L122 216H126V218L124 217L123 219H121L122 217H121ZM129 215V216H128ZM131 215V216H130ZM149 215V216H148ZM182 215V216H181ZM184 215V216H183ZM190 217V220H189V218L187 219V217ZM237 215H238V217H237ZM2 216L4 217V218H2ZM14 216V217H13ZM20 216H21V219H20ZM89 216V217H88ZM118 216H120L121 218H119ZM138 216V217H137ZM144 216L145 217H150L151 219H145L144 218ZM155 216V217H154ZM171 216H174V217H177V218H180L181 217V219L178 221V219L176 218H173V217H171ZM192 216H194V218L192 217ZM196 216V217H195ZM198 216V217H197ZM247 218H246V217ZM19 217V218H18ZM22 217H23V219H22ZM97 217V218H96ZM111 217V218H110ZM116 217H117V219H116ZM140 217H143L142 219L140 218ZM185 217V218H184ZM210 219H209V218ZM218 217H219V219H218ZM234 217H235V222H238V224H235V222H234ZM245 217V218H244ZM254 217H256V216H254ZM11 218V219H10ZM56 218H58V219H56ZM90 220H89V219ZM94 218V219H93ZM99 218V219H98ZM102 218V219H101ZM107 218H109V219H107ZM118 218H119V220H118ZM138 222V220L140 221V223L138 222H136V221H134V219ZM139 218V219H138ZM165 219L164 221L163 220H160V219ZM169 218L171 219V220H169ZM172 218L175 220V221H173L172 220ZM201 218V219H200ZM203 218V219H202ZM204 218H205V220H204ZM226 218V219H225ZM241 220H240V219ZM88 219V220H87ZM91 219H93V222H92V220ZM102 221H101V220ZM106 219V220H105ZM133 219V220H132ZM156 219H157V221H156ZM158 219H159V221H158ZM166 219H167V221L169 220V222H167L166 221ZM194 219H196V221H198V223L196 222V221H194ZM211 219H213V220H211ZM214 219L217 221V222H219V223H221V224H219V223H216V221H214ZM238 221H237V220ZM245 219L247 220V219H249V220H247V222L248 223H246V221H245ZM9 220H10V222H9ZM18 220H20V221H18ZM23 220V221H22ZM94 220H97L99 223H97V229H99V230H97L95 227H96V225H95V223H96V221H94ZM117 221V224H116V221ZM125 220V221H124ZM127 220V221H126ZM130 220H132V223H130ZM154 220V221H153ZM177 220V221H176ZM203 220V221H202ZM209 220H211L210 222H209ZM242 222H240V221ZM4 221H6V222H4ZM91 221V222H90ZM104 221V223H102ZM119 221H121L120 223H118ZM124 221V222H123ZM163 221V222H162ZM171 221V222H170ZM199 221H202V223H205V225H203L201 222V224L202 225H200L199 224ZM212 221H214V222H212ZM252 221H254V223L255 224H253L252 225ZM8 222V223H7ZM12 222V223H11ZM27 222V223H26ZM41 222V223H40ZM62 222V223H61ZM122 222H123V224H122ZM153 222H154V224H155V222H158V223H156L155 225H153ZM166 222V223H165ZM191 222V223H190ZM196 222V223H195ZM241 224H240V223ZM256 222H257V220H256ZM16 225H15V224ZM29 223V224H28ZM33 223H34V225H33ZM107 223V224H106ZM126 223L128 224V225H126ZM142 223V224H141ZM147 223H149L150 225H147ZM160 223L163 225V227H162V225H160ZM176 223V224H175ZM180 223H182V225L180 226ZM188 224V226H185V224ZM244 223H246L245 224V226L244 227H242L243 225H244ZM59 224H60V226H59ZM61 224L63 225V226H61ZM66 224V225H65ZM100 224V225H99ZM117 226H116V225ZM125 224V226H123ZM145 224H146V226H145ZM170 224L171 225H175L174 227H176L177 226V228L179 229V235H181L182 233H181V231L183 232L184 231V229H185V231L187 232L188 231V233H186L185 231H184V233H183V235L185 236H183V235H181V238L182 237H184V239L187 237V239H186V241L187 242H189L190 241V239L191 238H193V239H191L192 241H190V243H187V242H185V240L182 238V239H180V236L178 235V234H173V232L175 233V232H177L178 233V231H176V230H178L177 228H174L173 226H170ZM186 224V225H187ZM12 225V226H11ZM19 227H18V226ZM32 225H33V227H32ZM37 225H38V227H37ZM86 225H90L89 227L88 226H86ZM94 225H95V227H94ZM106 225V226H105ZM120 225V226H119ZM157 225V226H156ZM240 225V226H239ZM250 225H252L253 227H255V228H253V227H251ZM260 225H263V226H260ZM3 226V227H2ZM12 227L13 228V230H12V228H9V227ZM14 226H16L15 227V229H14ZM31 226V227H30ZM44 226H46V227H44ZM67 226H69L68 228H67ZM100 226H101V228L103 229V230H105L103 233H102V229L100 228ZM139 226H145V227H140L139 228ZM149 226V227H148ZM152 227V229H151V227ZM181 227V229H180V227ZM194 227L195 228V230H193L191 227ZM199 226H202V227H199ZM257 226H260V227H258V229H257ZM63 229H62V228ZM84 227V228H83ZM86 227V228H85ZM92 229H91V228ZM99 227V228H98ZM106 227H108V228H106ZM146 227H148V228H146ZM158 227H160L159 229V231H158ZM171 227L173 228V229H171ZM186 227V228H185ZM199 227V228H198ZM239 227V228H238ZM245 227H247L246 228V230H245ZM249 227H251V228H249ZM10 230H9V229ZM39 228L37 229V230H39ZM45 228H46V230H45ZM52 228L54 229V231L55 232H53V230H52ZM61 228V229H60ZM68 229V231H67V229ZM90 228V229H89ZM143 228H145L144 230H143ZM161 228H165V229H171V230H169V232H167L168 231V229L166 230V231H164L163 229V231H161ZM188 228H191V229H188ZM253 228V230L255 231H253V233H251L252 232V230H250V229H252ZM31 229V230H30ZM66 229V230H65ZM80 229H82V231L80 230ZM84 229V230H83ZM108 229V230H107ZM125 230V232H124V230ZM138 229V230H137ZM139 229H140V231H139ZM146 229H150L149 231L148 230H146ZM156 229V230H155ZM249 229V231L250 232H246L247 230ZM9 230V231H8ZM70 230H71V232H70ZM78 230H80V232H81V234H80V232H78ZM89 230H91V231H89ZM93 230V231H92ZM146 230V231H145ZM151 230H153V231H151ZM175 230V231H174ZM181 230V231H180ZM245 230V231H244ZM3 231V232H2ZM5 231V232H4ZM6 231L7 232H9V235L8 236H6L7 235V233H6ZM12 231V232H11ZM63 231V232H62ZM77 231V232H76ZM87 231H89L88 232V234H87ZM134 231H135V233H134ZM137 231L140 233H138L139 235H137ZM142 231V232H141ZM147 233V236L149 237V239H148V237H146L145 238V236H146V233ZM155 231H156V233L157 234H155ZM158 231V232H157ZM171 231V232H170ZM173 231V232H172ZM237 231V232H236ZM238 231H240L239 233H238ZM11 232V233H10ZM106 232V233H105ZM127 232V233H126ZM129 232V233H128ZM144 232V234H143V236H141L142 235V233ZM150 232V233H149ZM152 232V233H151ZM159 232H164V233H166V234H160V236L158 235L159 234ZM83 233L84 234H86V235H83ZM149 233V234H148ZM153 233L156 235H153ZM170 233H172L171 235H169ZM181 233V234H180ZM247 233V234H246ZM252 235H251V234ZM260 233V234H259ZM12 234V235H13ZM75 234V235H74ZM76 234H78V235H83V236H77ZM92 234V236H90ZM103 234V235H102ZM123 234V235H122ZM194 234V235H193ZM239 234V235H238ZM261 234H263V233H261V231L260 232H258L256 235L259 237ZM66 236V237H64V236ZM152 235L155 237H152ZM161 235H163V236H161ZM172 235H178L177 237L175 236V240H174V237H172ZM247 235V236H246ZM255 235V236H256ZM6 236V237H5ZM167 236V237H166ZM251 236V237H250ZM143 239H141V238ZM144 237V238H143ZM160 237V238H159ZM169 237V238H168ZM240 237H241V239H240ZM246 237L248 238V239H250V240H247L246 239ZM250 237V238H249ZM261 237H263V235H261L260 236V238ZM8 238V239H7ZM162 238H165V240L163 241V239ZM253 238H256V240L255 239H253ZM167 239V240H166ZM194 239H196V240H194ZM168 240H169V242H168ZM237 240V241H236ZM240 240V241H239ZM243 240V241H242ZM59 241V242H58ZM124 241H126L125 243H124ZM202 241H204V242H202ZM206 241V242H205ZM210 241H212L210 244L208 243V242H210ZM243 243H242V242ZM258 241H260L261 243H259ZM50 242V241H49ZM50 242V243H51ZM162 242V243H161ZM165 242V243H164ZM237 242V244H235ZM241 242V243H240ZM45 243H47V241L45 242ZM102 243V244H101ZM145 243V242H144ZM161 243V244H160ZM196 243V244H195ZM208 243V245L206 246V247H208V249H209V247L211 246L213 249H214V251H213V249H211L212 251H213V253H212V251H211V253L209 252H207V249H204V247H205V245H203V244H207ZM238 243H240V244H238ZM256 243H257V245H256ZM105 244H107V245H105ZM147 244V243H146ZM163 244V245H162ZM185 244H187V245H185ZM192 244H193V246H192ZM227 244V245H226ZM85 245H87V246H85V248L83 249L84 251H86L85 253H84V258H85V261H87V262H89L88 260H90V261H92V259H94V257L96 256V252H97V250H94L93 248H92V246L90 245V244H85ZM102 245V246H101ZM161 246V249H160V247H158V246ZM213 245V246H212ZM58 246V247H57ZM107 246V247H106ZM165 246V247H164ZM204 246V247H203ZM225 246H227L228 247V249L226 250V248H225ZM237 246V247H236ZM210 247V248H211ZM70 249H71V247H69ZM143 249V250H144ZM184 249V250H185ZM203 249V250H202ZM65 250V249H64ZM224 250H225V252H224ZM255 250H257V252L255 251ZM83 251V252H84ZM204 251H206V252H204ZM259 251V252H258ZM60 255H61V257H64V259H60V255H59V257H57V255L55 254V255H52V257L53 256H55V257H57V259L55 258V257H53V260L55 261V262H57V264H68V262H65V254H62V252H58ZM69 253V252H68ZM162 253V254H163ZM193 253V252H192ZM204 253V254H203ZM216 253V254H215ZM249 253V254H248ZM73 254V253H72ZM210 254V255H209ZM214 256H213V255ZM254 254V255H253ZM74 255V254H73ZM73 255H71V256H73ZM194 255L196 256V257H201L200 255H199V253H194ZM206 255H208V257L206 256ZM212 255V256H211ZM148 256V257H147ZM225 256V257H224ZM257 256V257H256ZM256 257V258H255ZM148 259H152V260H148ZM215 259V260H214ZM257 259V260H256ZM56 260H58V261H56ZM139 261V260H138ZM142 261V262H143ZM72 262H73V264H77V261H73L72 260ZM139 262H141V261H139ZM219 262V263H218ZM45 264V263H44ZM154 264H155V261H154ZM157 264H158V262H157ZM248 264V263H247Z\"/></svg>",
	"mask_w": 264,
	"mask_h": 264
}]
</instances>
